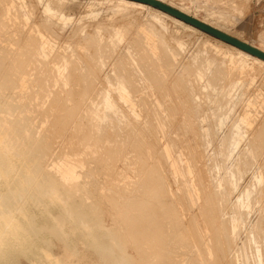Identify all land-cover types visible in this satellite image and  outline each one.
Wrapping results in <instances>:
<instances>
[{
	"label": "rangeland",
	"instance_id": "1",
	"mask_svg": "<svg viewBox=\"0 0 264 264\" xmlns=\"http://www.w3.org/2000/svg\"><path fill=\"white\" fill-rule=\"evenodd\" d=\"M35 1V3H34ZM17 0L18 3H16V1L14 0H3L1 2L0 0V9L1 7L2 8H5L6 6H11L12 5V8H13V12L11 13V15H5L3 13L0 12V19H2V22L0 23V31L2 33H0V39L4 41L5 37L8 36L10 37L9 40H8V37L7 39H5L6 41H4V43H6L7 46H5L4 49H0V53L3 55L2 57V61H0V64L1 65V68H0V81L1 83H5L3 86L0 84V144L5 148V150L7 151L8 155H9V162L11 163L13 169L15 170V173H12L11 175H3L1 178H0V183L3 185V190L6 191V189L10 188L12 183V181L14 182L15 181V178L18 174V171L22 170L23 173H25L26 175H20L19 176V179H17L16 181V188L15 186L12 187V191L13 193H15L18 189V186H21V187H27V190L25 192L22 193V197L21 199L14 205L13 209L10 208V211L6 212L5 214L7 216H10L12 218L11 222L13 225H18V223H20L21 219H28L26 221V223L28 224L30 221L29 219V216L32 214V216H37L33 219L32 221V224H35L39 227H41V222H42V225H45V226H42V230L40 229L39 232L41 233L38 234L35 238L32 237V240H35L36 243L38 244L37 248L36 249H32L30 251L32 252H27V253H19L21 255L18 254V256L16 257V259L14 260L16 262V264H57L58 262H61L60 260L67 262V264H74L75 262L77 264H98V262L96 263L97 260H99V256L98 254L96 253L99 249V245H101L102 243L104 244L105 241L109 243H106V245L110 244L111 246H113L112 248L114 249V251L118 254V257L121 258L122 257V253L120 252L119 250V247H117L118 245L115 244L116 242V237L114 236L115 232L110 231L111 228L113 227L114 228V231H116V228L119 226L120 228H122L124 225H123V222L119 219H117V215L119 214V209L118 207L116 208V210H114L115 208H112L110 209V204H108V200L106 198L105 195H114L113 194V190L110 186L114 187L113 185L115 184H118V186L120 188H123L125 189V196L127 197V193H128V196L130 194H132V187H134V189L138 190L137 188L139 187L138 184H135L134 180L136 179H139V177L141 175H143L144 171L142 172L141 171V168L139 166V163L137 164L138 162V146H142L144 147V151L146 152V157L144 158L147 163L151 164L153 162H157V164L160 165L161 167V173L163 174V179L165 181V183H167L166 187H167V192L168 195L170 196L171 199H173L174 202V206H176V210L178 211L177 213L181 214V215H178L180 216L182 219H180V221H182L181 223L178 222V227L180 228H177V229H180V230H184L186 231L187 233V240H191V241H188V244L187 245H183V247L181 246V251L178 252L177 254L174 255V257L176 258L175 260L179 263V264H194V263H199L198 264H201L200 262L202 261V263L204 264H256L258 262V264H264V260L261 259L263 258L264 256H261V258L259 259L257 256L254 257V255L256 254H252L253 252H250V251H254V250H250L249 248H251L249 245L251 243L247 242L246 240L247 239H250L247 237L246 233L249 234V237H250V233H249V230L251 231L250 228L253 227V225L256 224L258 218H259V222L260 224L262 225V227L264 228V193H263V189H264V140L262 139V137H260L261 134H259L258 132L260 131V129L262 128L261 127V124L263 123L264 124V66H261V67H258V63H254L251 59L249 58H244L242 56H240V54L238 53V51L233 48L230 44H227L226 42L202 31V30H199L198 28L196 29V27H188L186 26V22L184 21H181V19H178L172 15H168V14H165V12H161L160 11H163V10H160L159 8H156L154 6H152V8H140L138 6H134V5H130V6H125V4H121V5H118L117 7L115 5H113L112 3H108L107 0ZM132 1H137V0H132ZM164 1V3L166 2V4L174 7V8H177V9H180V10H184V12H187V13H191V14H194L196 16H198L200 19L210 23V24H218L220 26H223L226 27H229L228 30L233 34L235 35H239L241 36L242 38L246 39L248 42H251L252 44L256 45V46H261L264 48V0H162ZM169 1V3H168ZM5 2V3H3ZM40 2V4L38 3ZM62 2V3H61ZM137 2H141V1H137ZM26 6V8L24 7V5ZM10 4V5H9ZM16 4V5H15ZM19 4V5H18ZM62 4V6H61ZM64 4V6H63ZM124 5V6H123ZM38 6V7H37ZM61 6V7H60ZM68 6V7H67ZM133 6V7H132ZM52 7V8H50ZM63 7V8H62ZM127 7V8H126ZM139 9H138V8ZM17 8H21V10H17ZM38 8V9H37ZM62 8V9H60ZM110 8V9H109ZM15 9V11H14ZM147 9V10H146ZM156 9V10H155ZM24 10V11H23ZM150 10V11H149ZM17 11V12H16ZM20 11V12H19ZM39 11V12H38ZM159 11V13H158ZM27 12V13H26ZM36 12V13H35ZM19 13V14H18ZM51 13V15L49 14ZM20 16H18V15ZM22 14V16H21ZM56 14V15H54ZM63 16H62V15ZM128 17H127V15ZM137 14V15H136ZM160 14V15H159ZM163 14V15H162ZM30 15V16H29ZM53 15V16H52ZM120 15V16H119ZM122 15L126 16V18ZM168 15V16H167ZM6 16V17H5ZM12 16V17H10ZM130 16L131 19L129 18ZM170 16V17H169ZM172 16V17H171ZM10 17V19H9ZM61 17V18H60ZM16 20V21H13V19ZM120 21V19H122ZM137 18V19H136ZM158 18V19H156ZM38 21H37V20ZM62 19V20H61ZM125 19L127 21H125ZM131 20V23L133 21V25L137 26L136 27V30H135V26H133L131 23H130V20ZM134 19V20H133ZM179 21H178V20ZM9 20V21H8ZM20 20V21H19ZM24 22H23V21ZM36 20V21H35ZM42 20V21H41ZM60 20V21H59ZM129 20V22H128ZM138 20V21H137ZM144 20V21H143ZM156 22H154V21ZM158 20V21H157ZM7 23L11 25H8L7 23L5 24L4 23ZM59 21V22H58ZM124 21V22H123ZM135 21V22H134ZM141 21V22H140ZM10 22V23H9ZM14 22V23H13ZM18 22V23H16ZM20 22V23H19ZM22 22V23H21ZM35 22V23H34ZM53 22V23H52ZM138 22V23H137ZM140 22V23H139ZM145 22V23H144ZM178 22V23H177ZM181 22V23H180ZM3 23V24H2ZM13 23V24H12ZM28 23V24H27ZM38 23V24H37ZM40 23V24H39ZM45 23V24H44ZM47 23V24H46ZM122 23V24H121ZM128 23V24H127ZM130 23V24H129ZM147 23V24H146ZM20 24V25H19ZM22 24L24 26H22ZM26 24V25H25ZM44 24V25H42ZM49 24V25H48ZM121 24V25H120ZM137 24V25H136ZM155 24H157L156 26H154ZM181 24V25H180ZM185 26H184V25ZM3 27H2V26ZM6 25V26H5ZM18 25V26H17ZM32 25V26H31ZM35 25H39V26H36ZM48 25V26H46ZM116 25V27H115ZM119 25V26H118ZM125 25V26H124ZM151 25V26H149ZM153 25V26H152ZM10 26V27H9ZM18 27V30L17 28ZM21 26V27H20ZM41 26V28H40ZM45 26V28H43ZM133 26V27H131ZM146 26V27H145ZM148 26V28H147ZM158 26V27H157ZM9 27V31L10 32H14V33H9L8 28ZM14 27V29H13ZM35 27V28H33ZM39 27V28H38ZM49 27H51L52 29H50ZM118 27V28H117ZM156 27L158 28V30L156 29ZM6 30V32H4L3 30ZM5 28V29H4ZM22 30H21V29ZM50 30H48V29ZM125 28V29H124ZM129 28V29H128ZM133 28V29H132ZM150 28V29H149ZM189 28V29H188ZM193 28V29H192ZM20 29V31H19ZM26 29V30H24ZM43 29H45L43 31ZM117 29V30H116ZM122 29V30H121ZM131 29L133 30V32H131ZM154 29V30H153ZM187 29V30H186ZM232 29V30H231ZM17 30V31H16ZM33 30V31H32ZM34 30L38 31V32H35ZM42 30V32H41ZM112 30V31H111ZM152 32H157V33H152ZM3 31V32H2ZM16 31V32H15ZM27 31V32H25ZM51 31V32H50ZM122 31V32H120ZM124 31H125V34H124ZM127 31V32H126ZM139 31V32H138ZM19 32V33H18ZM41 32V33H40ZM130 32V33H129ZM137 32V33H136ZM203 32V33H202ZM4 33V34H3ZM7 33V34H6ZM21 33H24V34H21ZM27 35H26V34ZM39 33V34H38ZM140 33V34H139ZM238 33V34H237ZM11 34H13L11 36ZM17 34V35H16ZM20 34V35H19ZM36 35L35 38L37 40V44L35 49L31 50L28 52V55H29V58L28 56L25 55V44H24V40L26 38H29L30 35L34 37V35ZM38 34V35H37ZM132 34V36H131ZM136 34V35H135ZM138 34V35H137ZM141 34H144L145 37L142 39L143 40V43H142V47L146 48L147 47V50L142 47L138 48L139 46L134 43L135 40H138V36L141 38ZM162 36V38H160L158 35ZM5 35V36H4ZM26 37L24 39V37ZM48 35V36H47ZM91 37H90V36ZM128 35V36H127ZM93 36V38H92ZM96 36L97 39L95 38ZM134 36V37H133ZM157 36V38H156ZM15 37V38H14ZM40 37V38H39ZM49 37V38H48ZM88 37V38H87ZM132 37H133V42H131L132 40ZM197 37V38H196ZM21 38V39H19ZM48 38V39H47ZM52 38V39H51ZM89 38H91V43L89 42L90 40H88ZM122 38V39H121ZM124 38V39H123ZM203 38V39H202ZM19 39V42L18 41H15ZM23 39V40H22ZM46 39V40H45ZM49 39H51L49 41ZM88 40V42L86 40ZM95 39V41H94ZM116 39V42H113L115 41ZM161 39H163L164 43H161ZM217 39V40H216ZM11 40V41H10ZM23 42H22V41ZM39 40V41H38ZM97 40V41H96ZM127 43H126V41ZM129 40H130V43H129ZM159 40V41H158ZM161 40V41H160ZM53 41V42H52ZM125 41V42H124ZM162 41V42H163ZM176 41V42H175ZM76 42V43H75ZM79 42V43H78ZM83 42V43H82ZM88 44H86V43ZM96 42V43H95ZM167 42V43H166ZM175 42V43H174ZM15 43V44H13ZM42 43V44H41ZM50 45H49V44ZM78 43V44H77ZM90 44H96V46L94 45H89ZM132 43H134L132 45ZM161 43V45H159ZM62 44V46H60ZM75 44V46H74ZM81 44H86L85 46ZM103 46H102V45ZM106 44V45H105ZM130 44V45H128ZM163 44V45H162ZM174 45L175 46H170V45ZM177 44V45H176ZM24 45V47H23ZM64 45V47H63ZM113 47H112V46ZM145 45V46H144ZM166 45L169 47H166ZM20 46V47H19ZM50 46V47H49ZM60 46V47H59ZM102 46V47H100ZM110 46V47H109ZM133 46V47H131ZM138 46V47H137ZM165 46L166 49H168V51L171 53V56L173 57V59L175 61H180L181 59V62H185L186 60L189 61H192L194 62L195 61V57L196 56H200L199 57H204L205 59V64L207 66V70L204 73H202L198 79H195L194 74H191L190 77L187 79L185 77V83L183 82V79L182 78H179L177 77V75H173V71H171L172 68H170L168 66V63H165V57L162 55L160 56V53H162L161 51V47ZM213 46V48H212ZM12 47V48H11ZM43 47V48H42ZM54 47V48H53ZM56 47V48H55ZM58 50H54V49H57ZM63 47V48H62ZM74 47V48H73ZM77 49H76V48ZM85 47V48H84ZM89 47V48H88ZM98 49H97V48ZM106 47V48H105ZM111 49H109V48ZM160 47V48H159ZM173 49H171V48ZM176 47V49H175ZM177 47H178V50L179 52L177 51ZM9 48H10V51H9ZM39 48V49H38ZM46 48V50H45ZM51 48V49H50ZM73 49V52H72V49ZM88 48V51H85L87 50ZM92 48V49H90ZM100 48V49H99ZM105 48V49H104ZM138 48V49H136ZM158 48V49H157ZM212 48V49H211ZM219 48V49H218ZM229 48V49H228ZM5 49L7 50L5 55L3 52L5 51ZM66 51H65V50ZM78 52V55L74 52L75 50ZM97 51H96V50ZM103 49V50H101ZM107 49V50H106ZM110 51H109V50ZM117 49V50H116ZM143 50V54H142V50ZM3 50V52H2ZM23 51L24 53H21L20 52ZM35 50V51H34ZM52 50H54L55 52H53ZM82 53H81V51ZM94 50V51H93ZM102 52H101V51ZM113 50V51H112ZM138 50V51H137ZM140 50V51H139ZM147 52H151V54L154 56V57H159L158 58V68H157V72L158 74L162 75V77L165 78V80H162L160 85H157V88H156V82L154 84V81L151 82L150 79H152L149 75V73L147 72V70L149 69L148 65L146 64V62H144V57H145V54L144 52L145 51ZM218 50V51H217ZM13 51V53H12ZM16 51V52H15ZM34 51V53H33ZM41 51V52H39ZM48 51V52H47ZM62 51V54L59 53ZM86 53H85V52ZM93 51V52H92ZM112 51V52H111ZM137 51V52H136ZM176 51V52H175ZM227 51V52H226ZM230 51V52H229ZM20 52V53H19ZM51 52V54H50ZM53 52V53H52ZM65 52V53H64ZM72 52V53H71ZM97 52V53H96ZM114 52V53H113ZM119 52V53H118ZM127 54H126V53ZM139 52V53H138ZM181 52V53H180ZM234 52V53H233ZM15 53V54H14ZM17 53V55H16ZM50 55H49V54ZM54 53H59V54H54ZM88 53H89V56H88ZM92 53V54H90ZM93 53H96L93 54ZM103 53V54H101ZM136 53L138 54L136 56ZM146 53V52H145ZM178 53V54H177ZM180 53V54H179ZM211 53V54H210ZM225 53V54H224ZM232 53L234 55H232ZM23 56H22V55ZM47 54V55H46ZM54 54V55H53ZM68 56H67V55ZM75 54V55H73ZM81 54V55H80ZM87 54V55H86ZM122 54V55H120ZM124 54V55H123ZM130 54V55H129ZM142 54V56H141ZM159 54V55H157ZM215 54V56H213ZM221 54V55H220ZM11 55V56H10ZM16 58H15V56ZM49 55V57H47ZM92 55V56H91ZM94 55V56H93ZM127 55V56H126ZM179 55V56H178ZM210 55V56H208ZM32 56V57H31ZM38 58H36V57ZM55 56V57H53ZM58 56V58H57ZM67 56V57H66ZM78 56V57H77ZM85 56H88V58H86ZM129 56V57H128ZM139 56V57H138ZM144 56V57H143ZM183 56V57H181ZM194 58H193V57ZM208 56V57H207ZM213 56V57H212ZM217 56V57H216ZM15 58V61L14 59L12 58ZM22 57V58H21ZM25 57V58H24ZM44 57L46 58V62L44 61ZM51 57V58H50ZM62 57V60H64L65 63H62L63 61H61V58ZM84 57V58H82ZM90 57V58H89ZM92 57H94L92 59ZM97 57L99 60H97ZM100 57V58H99ZM121 57H122V60L124 61H121ZM136 57V58H135ZM162 57V58H160ZM190 57V58H189ZM237 57V58H236ZM8 58L10 59V62L8 60ZM19 58V59H17ZM24 58V59H23ZM28 58V60H26ZM33 58L35 60H33ZM40 58V59H39ZM68 58V59H66ZM82 58V59H81ZM87 60H86V59ZM103 58V59H102ZM105 58V59H104ZM126 62H125V60ZM138 58L139 61H138ZM181 58V59H180ZM189 58V59H188ZM212 58V59H211ZM22 62L19 63L18 61V65L16 63L17 60H22ZM52 59V60H51ZM66 59V60H65ZM72 59V60H70ZM74 59V60H73ZM100 59L102 60V62L100 61ZM136 59V61H135ZM144 61H143V60ZM162 59V60H161ZM164 59V60H163ZM186 59V60H184ZM192 59V60H191ZM220 59H222V62H225V67L227 68V72L226 73V77L222 78V81L223 82V85L219 84L221 82H219V86L218 87L217 85H215L216 87H218V92L215 93V88L216 87H213V89H211V86L208 87L207 85V82H208V77H209V73L211 71V69H213L214 67H216V64L217 65H223L224 63L222 62H219L221 61ZM4 60V62H3ZM41 60V61H40ZM54 63H51V61ZM70 60V61H69ZM76 60V61H75ZM105 60V62H104ZM112 60H117L118 63L122 64L121 67H120V64H116L117 66H115V62L112 61ZM141 60V61H140ZM160 60V61H159ZM218 60V61H217ZM224 60V61H223ZM228 60V62H227ZM26 61V62H24ZM27 61H29L27 63ZM38 61V62H37ZM44 64H43V62ZM60 61V63H58ZM74 61V62H73ZM91 62L92 64L88 63ZM96 63H95V62ZM131 61V62H129ZM135 61V62H134ZM162 61V62H161ZM186 61V62H187ZM213 61V62H212ZM31 62H32V65L31 66ZM71 62V63H70ZM76 62L78 64H76ZM84 62V63H83ZM86 62V63H85ZM94 62V63H93ZM113 62V63H112ZM122 62V63H121ZM133 62V63H132ZM136 62H142V64H138L137 65H142L140 68L136 65ZM230 62V64H229ZM233 64H232V63ZM10 63V64H9ZM15 65H14V64ZM23 63V64H22ZM25 63V67L23 66ZM36 63V64H35ZM51 63V66L48 65ZM58 63V64H57ZM104 64L103 66L101 64ZM128 63H131V64H126ZM165 63V64H164ZM253 63V64H252ZM13 64V68L11 67ZM22 65V71L20 70V68H18L19 65ZM42 64V65H41ZM75 64V65H74ZM86 64V65H85ZM96 64V66L99 68L97 69L96 66L94 65ZM100 64V65H99ZM125 64V65H124ZM146 64V65H145ZM229 64V65H228ZM21 65L19 67H21ZM41 65V66H40ZM59 65V67H58ZM63 65V66H61ZM67 65V66H66ZM80 65V66H79ZM92 65V66H91ZM113 65H114V68H113ZM145 65V66H144ZM164 65V67L162 66ZM233 65V67L231 66ZM254 67H253V66ZM256 65V66H255ZM5 66V68H4ZM37 68H36V67ZM56 66V67H55ZM76 66V67H75ZM88 68H86V67ZM91 66V67H90ZM100 66V67H99ZM102 66V67H101ZM128 66V67H126ZM163 68H162V67ZM231 66V67H230ZM260 66V65H259ZM29 67V68H27ZM31 67H34V68H31ZM62 67V68H61ZM65 67H67V69H65ZM69 67V68H68ZM72 67V68H70ZM81 67V68H79ZM117 67L121 68V69H117ZM125 67V68H124ZM131 67V69L129 68ZM136 67V68H135ZM145 67V70H143ZM251 67V68H250ZM10 68V69H9ZM36 68V69H35ZM40 68V69H39ZM85 68V69H84ZM96 68V69H95ZM140 70H139V69ZM147 68V69H146ZM168 68V69H167ZM225 68V69H226ZM233 68H237V70H239L241 72V74L236 77H232L231 79L229 78L230 77V70L233 69ZM252 68H255L252 69ZM4 69V70H3ZM15 69V70H14ZM17 69V71H16ZM37 69H38V72H37ZM56 69V70H55ZM77 69V70H76ZM80 69V70H79ZM82 69V70H81ZM89 69V70H88ZM91 69V70H90ZM95 69V70H94ZM101 69V71H99ZM114 69V70H113ZM128 69V70H127ZM160 69V70H159ZM252 69V70H251ZM10 70H11V74L13 75H10ZM27 70V71H26ZM36 70V71H35ZM51 70V71H49ZM59 70V73H57ZM73 70V71H72ZM87 70V71H86ZM94 70V71H93ZM119 70V72L117 71ZM125 70V71H124ZM127 70V71H126ZM166 70V72H165ZM168 70H170V72H168ZM248 70H250L248 72ZM256 71L255 72H253ZM262 70V71H260ZM7 71V72H6ZM25 71V72H24ZM49 71V72H47ZM53 71V72H52ZM56 71V72H55ZM70 74H67L69 73ZM93 71V72H92ZM97 71V72H96ZM115 71V72H114ZM117 71V72H116ZM121 71H122V74H121ZM129 71H131V73L129 74ZM133 71V73H132ZM141 71V72H140ZM143 71L145 72V74L143 75ZM28 72V74H27ZM45 72V73H44ZM72 72V73H71ZM77 74H76V73ZM81 72V73H79ZM87 72L89 74H87ZM95 72V73H94ZM99 72H102L101 74H99ZM127 72V75L126 73ZM147 72V73H146ZM259 72L260 75H258L257 73ZM26 73V74H25ZM33 73V74H32ZM39 74V75H34V74ZM47 73V75H46ZM52 73V74H51ZM58 77V80H60L57 82V78H56V75ZM75 73V74H74ZM79 73V75H78ZM84 73V74H83ZM249 73V74H248ZM252 73H254L255 75H251ZM7 75V77L5 75ZM16 76H15V75ZM94 74V75H93ZM112 74V75H111ZM118 76H117V75ZM129 74V75H128ZM169 74V76H168ZM4 75V76H3ZM30 75V76H29ZM50 75V76H49ZM54 77H53V76ZM70 76V80L71 83L68 79V77ZM77 78H76V76ZM85 75V76H84ZM89 75V76H88ZM92 75V76H91ZM97 75L96 77H93ZM109 75V77H108ZM111 75V76H110ZM121 75H124V79L122 78ZM126 75V76H125ZM136 75V76H135ZM141 75V76H140ZM205 77H204V76ZM66 76V77H65ZM105 76V77H104ZM121 76V77H120ZM129 76V77H128ZM150 77V78H146V77ZM168 76V77H167ZM173 76V77H172ZM175 76L176 79H173ZM228 76V78H227ZM241 76H243V78H241ZM253 76V77H252ZM40 77V79H39ZM52 77V79H51ZM68 80V82L66 81V79ZM81 77V78H80ZM85 77V78H84ZM100 77V79H98ZM104 79H103V78ZM107 77V79H106ZM111 77V78H110ZM116 77V78H115ZM167 77V78H166ZM172 77V78H171ZM256 77V78H255ZM6 78V81H3V79ZM80 78V80H79ZM91 78V79H89ZM94 78V79H93ZM97 78V79H95ZM114 82H117V83H113V80ZM120 78V79H119ZM126 78H129V79H126ZM135 78V79H134ZM163 78V79H164ZM194 80H193V79ZM228 80H227V79ZM235 78V79H234ZM252 78V80H250ZM257 78L258 81L257 82ZM49 79V81H48ZM73 79V80H72ZM78 79V80H77ZM103 79V80H102ZM119 79V80H118ZM140 79V80H139ZM226 79V81H224ZM233 79V80H232ZM10 80V81H9ZM14 80V81H12ZM33 80V81H32ZM83 83H82V81ZM87 80V81H85ZM92 80V81H91ZM95 80V81H93ZM100 82H99V81ZM111 80V81H110ZM127 80V81H125ZM131 80L134 81V83H138L136 84H133L131 82ZM140 82H139V81ZM170 80L172 81L171 83H173V81H175V83L172 85L170 83ZM189 83H187L186 82ZM190 80L194 81L197 80V82L199 81L200 82V87H198V83L196 84H193L192 81L191 84L190 83ZM207 80V82H206ZM262 80V81H261ZM7 81H9L7 83ZM27 81V82H26ZM42 81L44 82L43 84H46V85H42ZM52 81V84H53V88H52V84L50 83ZM65 83H64V82ZM81 81V82H80ZM107 83H106V82ZM110 81V83H109ZM121 81V82H119ZM124 81V82H123ZM166 82L165 85H167V87L169 86V89L164 86V83ZM169 81V84H167V82ZM183 83H182V82ZM229 83H228V82ZM249 81V82H248ZM41 82V83H40ZM79 82V83H78ZM131 84H130V83ZM176 82H177V85L176 86ZM181 82V83H180ZM206 84H205V83ZM226 82V83H224ZM263 82V83H262ZM15 83V85H14ZM40 83V84H39ZM60 83V84H58ZM95 86H93V84ZM96 83V84H95ZM102 83V84H101ZM107 85H106V84ZM127 83L125 86L124 84ZM152 83V84H151ZM163 83V84H162ZM187 83V84H186ZM249 83V84H248ZM251 83V84H250ZM259 83H262L263 86ZM8 84V85H6ZM11 84V85H10ZM58 84V85H57ZM62 84V85H61ZM75 84V85H74ZM83 84H87V85H83ZM91 84V85H89ZM115 84V85H114ZM122 84H123V87H122ZM129 84L131 86H129ZM159 84V83H158ZM193 86V88L190 86ZM227 84V85H225ZM41 85V86H40ZM47 85L49 87H47ZM55 85V86H54ZM97 85V86H96ZM100 85V86H99ZM129 88H128V86ZM134 85V86H133ZM139 85V86H137ZM141 85V86H140ZM171 85V87H170ZM174 85H175V88H174ZM180 85V86H179ZM182 85V86H181ZM184 85V86H183ZM196 85V86H195ZM8 88H7V87ZM17 86V87H16ZM36 86V87H35ZM44 86V87H43ZM58 86H60V88H58ZM77 86H81L80 88L77 87ZM87 86V87H86ZM102 86V87H101ZM105 86V87H103ZM108 86V87H107ZM120 86V88H119ZM133 86V89H131L130 87ZM147 86V87H146ZM161 88H159V87ZM163 86V87H162ZM173 86V87H172ZM188 86V87H187ZM224 86V88L222 87ZM45 88L44 90L42 88ZM88 87H93V88H88ZM96 87V88H95ZM99 87V88H98ZM119 89H118V88ZM140 91H139V89ZM152 87V88H151ZM183 87H185V91L183 90ZM192 89H191V88ZM196 87H198V95H197V91L196 89H194ZM228 87V88H227ZM254 87V89H253ZM256 87V89H255ZM52 88V89H51ZM79 88V89H78ZM97 89H100L97 90L99 91V93L97 92V94L95 93ZM101 88H104L103 90ZM123 88V89H122ZM127 90H126V89ZM155 88V90H154ZM166 88V89H165ZM174 88V89H172ZM180 88V89H179ZM182 88V89H181ZM190 90H188V89ZM219 88H221L225 94V96H223V99L227 101H221L219 99H217L215 96L216 94H221L219 92H221L222 90H219ZM262 88V89H261ZM39 89V90H38ZM59 89V90H57ZM63 89V90H62ZM65 89V90H64ZM70 89V90H69ZM74 91V95L72 97L71 100L67 101V105L68 107L72 108L74 107L77 103H80V106L81 108H78V109H74L76 110L75 111V114H76V117L75 115H73V117L71 118V122H70V126L68 127H65L64 129H60V126L58 125H51L52 123V119L55 115H58L57 113H59V111H56V110H59L61 108V105L62 103L64 102L65 100V96L66 93L68 91ZM82 89V91H81ZM88 89H89V92H88ZM134 89H137L135 90V94H133L132 92H134ZM157 89L158 92H157ZM161 89V90H160ZM183 90V91H175V90ZM194 89V90H193ZM245 89V91L243 90ZM253 89V90H251ZM35 90V91H34ZM37 90V91H36ZM78 90V92H76ZM94 90V91H93ZM105 90V93H103ZM107 90V91H106ZM119 90V91H118ZM130 90V91H129ZM133 90V91H132ZM148 90V91H147ZM169 90L170 93L167 91ZM174 90V91H173ZM201 92H200V91ZM243 90V91H242ZM57 91V92H55ZM60 91V93H59ZM84 91V93H83ZM92 91V92H91ZM119 92L118 94L116 93ZM122 91V92H121ZM138 91V92H137ZM161 91V92H160ZM165 91V92H163ZM167 91V92H166ZM191 93H190V92ZM207 91V92H206ZM248 91V92H247ZM255 93H254V92ZM81 92V94H80ZM87 92V93H86ZM93 93L95 95V98L96 96L98 97L97 99L94 100V95L91 97L90 94ZM112 92H113V95H112ZM115 92V93H114ZM161 93L160 95H158L157 93ZM173 92V93H172ZM175 92V93H174ZM182 92V93H181ZM184 92V93H183ZM189 92V93H187ZM195 92V93H194ZM213 94H211V93ZM34 93V95H33ZM43 93L44 96H42L41 94ZM50 93V94H49ZM79 93V96L78 94ZM86 93V94H85ZM90 93V94H89ZM103 93V94H102ZM173 96L175 97L177 95H179V98L175 97L176 98V102H175V98L172 97V94ZM194 93V95H193ZM207 95V98L205 99L206 95ZM223 93V92H222ZM224 93L222 95H224ZM246 93V94H244ZM248 93V94H247ZM252 95H251V94ZM18 94V95H17ZM39 94V95H38ZM60 94V96L57 95ZM62 94V95H61ZM68 94V93H67ZM87 94H89L87 96ZM119 96H117V95ZM157 94V95H156ZM163 94L165 96H163ZM167 94V96H166ZM171 94V95H170ZM189 94V95H188ZM191 94V96H190ZM256 94V95H255ZM101 95L103 96L102 98H104V100H102L100 97ZM111 98H110V96ZM132 95V96H130ZM135 95V96H134ZM184 95V96H182ZM186 95V97H185ZM190 96V98L188 96ZM192 95L193 97L195 98V101L192 100ZM197 95V97H196ZM202 95V96H200ZM213 95V97L211 96ZM245 95H248V96H245ZM22 96V97H21ZM41 96V97H40ZM57 96V98H56ZM77 97V99H79L77 101L76 98L74 97ZM82 96V97H81ZM85 96V98L83 97ZM86 96L88 98H86ZM105 96H106V99H105ZM113 96V97H112ZM121 96V98H120ZM144 96V97H142ZM159 96V97H158ZM163 96V97H162ZM245 96V97H243ZM32 99H31V98ZM116 97V98H115ZM121 100H119V98ZM142 97V100H140V98ZM183 97H184V100L183 101ZM189 99H188V98ZM200 97H202L201 99H199ZM30 98V99H29ZM82 98V99H81ZM146 98V100H145ZM148 98V99H147ZM162 98V100H161ZM164 98V99H163ZM169 98V99H168ZM174 100H173V99ZM193 98V99H194ZM56 99V100H54ZM76 99V100H74ZM87 99V100H86ZM91 101H89V100ZM94 103L93 102V100ZM114 99V100H113ZM116 99V100H115ZM118 99V100H117ZM123 99V100H122ZM151 99H154V100H151ZM188 99V100H187ZM191 99V100H190ZM198 99V100H197ZM204 99V100H203ZM244 101H243V100ZM247 99V100H246ZM59 100V101H58ZM63 100V102H61ZM81 100V102H80ZM132 100V101H131ZM137 100V101H135ZM172 100V102H171ZM180 100V102L178 101ZM197 100V101H196ZM217 100V101H216ZM246 100V101H245ZM40 101V102H39ZM46 101V102H45ZM53 101V102H52ZM74 101V102H73ZM113 101V102H112ZM125 101V102H124ZM148 101V102H146ZM189 103H188V102ZM195 104H192L194 103ZM221 101V102H219ZM51 104H50V103ZM54 102H56V106L54 105ZM77 102V103H76ZM101 102H103L104 104H102ZM106 102V103H105ZM112 102V103H111ZM138 102V103H136ZM142 102V103H140ZM144 102V103H143ZM161 102V103H160ZM171 102V103H170ZM180 105H182V111L180 110V107H179V103ZM186 104H185V103ZM198 102V103H196ZM207 102V103H206ZM212 102V103H210ZM214 102V103H213ZM224 102V103H223ZM245 102V103H244ZM252 102V103H251ZM61 103V104H60ZM75 103V104H74ZM82 103V104H81ZM94 103V104H93ZM170 103V105L168 104ZM177 103V105L175 104ZM183 103V104H182ZM188 103L189 104H192V105H189V106H186ZM203 103V104H200ZM210 103V104H208ZM220 105H218V104ZM83 104H86V105H83ZM89 104V105H88ZM120 104V106H119ZM123 104L125 106H123ZM127 104V106H126ZM137 104V105H136ZM140 104H143V105H139ZM169 105L168 107L165 105ZM171 104H173L171 106ZM185 104V106H184ZM196 104H199L200 106L196 105ZM214 104V106H213ZM217 106H216V105ZM224 104V106H223ZM49 105V106H48ZM73 105V106H71ZM104 105V106H103ZM110 105V106H109ZM114 105V106H113ZM151 105V107H150ZM175 105V106H174ZM222 105V106H221ZM236 105V106H235ZM263 105V106H262ZM50 108H48V107ZM54 106V107H53ZM90 106H92L90 108ZM95 106V108H94ZM99 108H98V107ZM138 106V107H137ZM146 106V107H145ZM163 106V107H162ZM171 106V107H170ZM184 106V107H183ZM198 106V107H197ZM205 106V107H204ZM209 106V107H208ZM219 106V107H218ZM227 106V107H226ZM247 108H250L248 110H245ZM262 106V108H261ZM57 107V108H56ZM60 107V108H59ZM85 107V108H84ZM114 107V108H113ZM117 107V108H116ZM144 107V108H143ZM149 107V109H148ZM153 107V109H151ZM179 107V108H178ZM185 107H189V108H185ZM194 107V109H193ZM196 107V108H195ZM221 107V108H220ZM46 110L47 112H45L44 110ZM88 108V109H87ZM98 108V110H97ZM111 108V109H110ZM121 108V109H120ZM143 108V109H142ZM147 111H146V109ZM168 108V109H167ZM183 108H185V111ZM191 108V110H190ZM198 108V109H197ZM199 108H202V109H199ZM203 108H206V109H203ZM209 108V109H208ZM52 109V110H51ZM86 109H87V112H86ZM94 109V110H93ZM100 109V110H99ZM115 109V110H114ZM126 109H127V113L130 115L129 116L128 114H126ZM144 110V112L142 110ZM177 109L180 111L177 112ZM225 109V112L224 114L222 113ZM242 109V110H241ZM259 109V112H257ZM50 110V111H49ZM77 110H79L78 112H81V113H78ZM82 110V111H81ZM89 110V111H88ZM93 110V111H92ZM97 110V111H96ZM120 110H121V113H120ZM123 110H125L123 112ZM129 110V111H128ZM141 110V111H140ZM150 110V111H149ZM153 110V111H151ZM156 110V111H155ZM159 110V111H158ZM189 110V111H188ZM199 110L198 112L195 111ZM221 110V112L219 111ZM44 111V112H43ZM101 111V113L98 114V112ZM119 111V112H117ZM149 111V112H148ZM161 111V112H160ZM168 111V112H166ZM194 111V112H193ZM211 111V113H210ZM216 111V112H214ZM262 111V112H261ZM64 111H61V113L63 114ZM90 112V113H89ZM93 112V113H92ZM115 112V113H114ZM158 112L160 115H158ZM171 112H172V116H171ZM187 112V113H186ZM201 112V113H199ZM213 112V113H212ZM234 112V113H233ZM44 113V114H43ZM56 113V114H55ZM65 113V112H64ZM84 114H90L92 115L93 117H96L97 121L100 122L98 123V127H97V124H96V128H97V133L96 134H99V132H101V136H103L105 133L108 135V139L105 141L104 145L107 146V151H106V148H98L97 146H95L94 144H90L92 142H89L88 146H87V143L86 140L85 142L82 141L80 144L81 146L75 149H72V150H79L80 148V151H72L68 148V146H65L63 152H56V151H60V148L61 146H63L65 144V140L67 139L66 137H68L70 134V132L72 131L71 129H74V128H71V127H74L75 125V122H77L76 118H78L80 120V117L81 115ZM97 113V114H96ZM157 113V115L155 114ZM174 113V114H173ZM179 113V114H177ZM181 113V115H180ZM186 113V114H185ZM207 115H204L206 114ZM209 113H210V116H209ZM217 113H219L217 115ZM55 114V115H54ZM94 114V115H93ZM96 114V116H95ZM100 114H101V117H100ZM104 116H103V115ZM120 114H122V116H120ZM148 114V116H147ZM154 114V115H152ZM170 114V115H169ZM189 114V115H188ZM201 114V116H200ZM212 114V115H211ZM239 114V115H238ZM43 115V116H42ZM80 115V116H79ZM97 115H99V117L97 118ZM127 115V116H126ZM152 115V116H151ZM162 115V116H161ZM168 116L169 117H166V119L164 118V116ZM182 117H180V116ZM194 115V116H193ZM196 115H199V116H196ZM217 115V116H216ZM232 115V116H231ZM261 115V116H260ZM64 115H61L60 116V119L62 120L61 122H64L65 120V116L62 117ZM112 116V117H111ZM116 116V117H115ZM143 116V117H142ZM145 116H147L145 118ZM158 116V117H157ZM160 116V117H159ZM171 116V118H170ZM196 116V117H195ZM208 116V118H207ZM225 116V118H224ZM56 117V116H55ZM162 117V119H161ZM174 117V118H173ZM177 117V118H176ZM180 117V118H179ZM186 119V122L187 125L184 121V118ZM189 117V118H188ZM198 117V118H197ZM229 117V118H228ZM232 120H231V118ZM262 117V118H261ZM99 118H101L100 120H98ZM103 118V119H102ZM122 118L124 121H122ZM132 118V121L129 120ZM154 118V119H153ZM162 120V121H160ZM176 118V119H175ZM188 118V119H187ZM191 118L193 119L191 121ZM197 118V122H195ZM200 118V120H199ZM210 118V119H209ZM73 119V120H72ZM117 119V120H116ZM151 121H150V120ZM167 121H165V120ZM174 119V120H173ZM180 120V123L181 121H183V123L179 124V120ZM183 119V120H182ZM235 119V121H234ZM18 120V121H17ZM78 120V121H79ZM149 120V121H148ZM155 120V122L153 121ZM159 120V121H158ZM171 120V121H170ZM176 120V123H174ZM214 120H216L214 122ZM240 120V121H239ZM257 120H260L258 123ZM9 123H8V122ZM136 121V122H135ZM178 121V122H177ZM210 123H209V122ZM230 121V122H229ZM234 121V122H233ZM244 121V123H243ZM257 121V122H256ZM74 122V123H73ZM103 122V123H102ZM117 124H115V123ZM135 122V124H134ZM138 122L140 123V125H138ZM155 124V125H153ZM161 122V123H160ZM166 122V123H165ZM170 122V124H169ZM193 125H192V123ZM202 122V123H201ZM217 122V123H216ZM256 122V124H255ZM13 123H16V124H13ZM149 123V124H148ZM151 123V124H150ZM196 123V125H195ZM201 123V124H200ZM211 123H215V131H213V124L211 126H209ZM233 123V124H232ZM235 123V124H234ZM102 124V125H101ZM138 125L139 129H141L140 127H142L143 129L142 132H140L141 130H139L138 128H136L137 126L135 125ZM147 124V125H146ZM165 124V125H164ZM170 128L169 126L172 125ZM175 124V125H174ZM179 124V126L177 125ZM186 126H185V125ZM200 124V125H198ZM226 124V125H224ZM242 124V125H241ZM244 124V126H243ZM246 124V125H245ZM259 124V126L257 125ZM14 125V126H13ZM102 126V129L99 128ZM123 127V129L121 128V126ZM142 125V126H141ZM149 125V127L147 128V126ZM150 125H153V126H150ZM169 125V126H168ZM5 126V127H4ZM13 126V127H12ZM47 126H49L47 128ZM133 126V127H132ZM164 126H166L167 128H165ZM194 126V127H193ZM197 128H196V127ZM217 126V127H216ZM246 127L245 130L244 128H241V127ZM257 126H258V129H257ZM263 126V125H262ZM19 127V128H18ZM23 127V128H22ZM117 127H119L118 129H116ZM132 127V128H131ZM153 127V128H151ZM186 127V128H185ZM229 127L231 128V132H229ZM254 127V129H253ZM260 127V128H259ZM13 128V129H12ZM22 128V130H21ZM129 128V129H128ZM131 128V129H130ZM156 128V129H154ZM169 130H166L168 129ZM174 128V129H173ZM188 128V129H187ZM189 128H192V129H189ZM196 131H194L195 129ZM241 130H240V129ZM248 128V129H247ZM17 129V131H16ZM19 129V130H18ZM50 130V131H47ZM116 129V130H115ZM126 129H127V132H126ZM133 129H136V133H134L135 131ZM148 129H149V132H148ZM154 129V130H153ZM158 129V130H157ZM185 129V130H184ZM213 129V130H212ZM247 129V130H246ZM253 129V130H252ZM257 129V130H256ZM59 131V132H56V131ZM62 130V131H61ZM110 132V134H108L107 131ZM114 132H113V131ZM119 130V132H118ZM133 130V131H131ZM153 130V131H152ZM177 130V132H176ZM192 130V131H191ZM20 131V132H19ZM68 131V132H67ZM70 131V132H69ZM115 131L118 133H116L115 136H113V139L115 141V139H117L115 142H113L112 144V135L115 134ZM151 131V132H150ZM157 131V132H155ZM169 131V132H168ZM171 131V132H170ZM182 133H178V132H181ZM190 131V132H189ZM253 132L251 134V132ZM258 131V132H257ZM262 131V130H261ZM9 132V133H8ZM11 132V133H10ZM45 132V133H44ZM53 132V133H51ZM61 132V133H60ZM121 132V133H120ZM132 132L133 136L130 135V133ZM164 132V133H163ZM176 135H175V133ZM185 132V134H184ZM199 132V133H198ZM241 132V134H240ZM246 132H249V134H244ZM257 132V135L256 133ZM19 133V134H18ZM56 133H58L59 136L55 135ZM60 133V134H59ZM112 133V134H111ZM148 133V134H147ZM157 136H155V134ZM161 133V134H160ZM187 133V135H186ZM191 135H190V134ZM227 134V135H224V134ZM262 133V132H261ZM30 134V135H29ZM45 134V136H44ZM99 134V135H100ZM120 134V135H119ZM124 134V135H123ZM128 134V135H127ZM137 134L139 136H137ZM143 134V135H142ZM146 134V135H145ZM150 134H152L153 136L150 137ZM166 134V136H165ZM171 134V135H170ZM195 136H192L194 135ZM199 134V135H198ZM259 134V135H258ZM20 135V136H19ZM47 135V136H46ZM50 135V136H49ZM57 137H55V136ZM135 135V137H134ZM145 135V136H144ZM159 135V136H158ZM169 135V136H168ZM173 135V136H172ZM179 135L181 136L179 138ZM184 135V137H183ZM199 138H197L198 136ZM201 135V136H200ZM231 135V136H230ZM251 135V136H249ZM255 135V136H253ZM263 135V134H262ZM111 136V137H109ZM131 136V137H130ZM170 136H172L170 138ZM212 136V137H211ZM244 136V137H243ZM247 136V137H246ZM12 137V138H11ZM33 137V138H32ZM41 137V138H40ZM120 137V138H119ZM130 137V138H129ZM134 137V138H133ZM141 137V139H140ZM169 137V138H167ZM175 137V138H174ZM178 137V138H177ZM188 137V138H187ZM193 137V138H192ZM226 137V139L224 138ZM230 137V138H228ZM249 137V139H248ZM258 137V138H257ZM259 137L261 138V140L259 139ZM52 138V140H54V142L52 143V141H50V139ZM61 138V139H60ZM66 138V139H65ZM119 138V139H118ZM124 138L125 140V144H124ZM138 138V139H137ZM143 138V139H142ZM185 138V140H183ZM214 138V139H213ZM221 138V139H220ZM246 138V139H244ZM255 138H257V142H255ZM7 139V140H5ZM43 139L44 142H43ZM121 139V140H120ZM146 139V140H145ZM151 141H149V140ZM157 139V140H156ZM170 139V140H169ZM194 139V140H193ZM230 139V140H229ZM253 141L251 142L250 141ZM5 140V141H4ZM40 140L41 143L38 141ZM119 140V141H118ZM128 140L130 142H128ZM133 140V142H132ZM135 140V141H134ZM139 143H138V141ZM160 140V141H158ZM171 140H173L171 142ZM178 140V141H177ZM191 142H190V141ZM196 140V141H195ZM198 140V141H197ZM228 140V142H227ZM259 140H260V143L263 144L261 145L259 143ZM9 141V142H8ZM31 141V142H30ZM63 141V142H62ZM122 141V142H121ZM141 141V142H140ZM147 141V142H145ZM154 141V143L157 144V146H155V144L152 142ZM158 141V143H157ZM171 143H169V142ZM184 141V142H183ZM188 143H187V142ZM200 141V142H199ZM250 141V142H249ZM14 142V144L12 143ZM39 142V143H37ZM107 142V143H106ZM117 142V143H116ZM137 142V143H136ZM143 142V143H142ZM145 142V143H144ZM150 142V143H149ZM161 142V143H160ZM174 142V143H173ZM176 142V143H175ZM183 142V144H182ZM198 144H197V143ZM216 142V143H215ZM224 142V145L222 146L221 143L223 144ZM228 146H227V144ZM242 142V143H241ZM247 142L249 144H247ZM263 142V143H262ZM44 143V146H41V144ZM48 143L50 144V146L48 145ZM84 143H86L85 146H83L82 148V145H84ZM110 143L112 145H110ZM130 146H129V144ZM132 143V144H131ZM136 143V144H134ZM141 143V144H140ZM160 143L161 147L158 146ZM168 143V144H167ZM173 143V145H172ZM196 143V144H194ZM200 143V145H199ZM203 143V144H202ZM253 145L251 146L250 145ZM8 144V145H7ZM18 144V145H17ZM39 144V145H38ZM118 144V145H117ZM139 144V145H138ZM170 144V145H169ZM181 144V146L179 145ZM193 144V145H192ZM212 144V145H211ZM257 144V145H255ZM39 147H38V146ZM53 145V146H52ZM75 146L77 144H74ZM90 145V147H89ZM114 145V146H113ZM186 145V146H185ZM190 145L191 148H190ZM195 145V146H194ZM249 145V146H248ZM261 146V149H259ZM46 146V147H45ZM95 146V147H94ZM116 146L117 149H116ZM129 146V147H127ZM132 146V147H131ZM171 146H175L173 148H171ZM225 146V147H224ZM244 146V147H243ZM247 146V147H245ZM254 146V150H252L251 148ZM256 146V148H255ZM27 147V148H26ZM34 147V148H33ZM38 147V150L36 149ZM46 148V150L44 148ZM49 147L50 148V151L49 153H45V151L49 150ZM86 147V148H85ZM89 147V148H88ZM110 147V149H109ZM121 147V149H120ZM131 147V149H130ZM137 147V148H136ZM147 149H146V148ZM153 147V149H152ZM160 147V148H159ZM180 147V148H179ZM197 147V148H196ZM251 147V148H250ZM258 147V148H257ZM48 148V149H47ZM159 148V149H158ZM163 148V149H162ZM167 148V149H166ZM171 148V149H170ZM176 148V149H175ZM196 148V149H195ZM197 151V149H199ZM223 148V149H221ZM228 149L229 151H227L226 149ZM245 148V149H244ZM17 149V150H16ZM33 149V150H32ZM36 149V151H35ZM86 151H82V150H85ZM115 149V150H114ZM134 149V151H133ZM137 149V150H136ZM156 149V150H155ZM161 149V150H160ZM175 149V150H174ZM179 149V150H177ZM184 149V150H182ZM244 149V150H243ZM263 149V150H262ZM40 150V151H39ZM68 150H70V152H72V154H68ZM111 150V151H110ZM119 150V151H118ZM154 150H155V153H154ZM159 150V151H158ZM167 150V151H166ZM224 150V151H223ZM233 150V151H232ZM243 150V151H242ZM252 150V151H251ZM257 150V152H256ZM259 150V151H258ZM17 151V154L19 155H16ZM31 151H34V152H31ZM65 151V152H64ZM67 151V152H66ZM109 151V152H108ZM124 151H127L126 153ZM130 151V152H128ZM133 151V152H132ZM152 151V153H151ZM157 151V152H156ZM172 151V152H171ZM177 151V152H176ZM188 151V152H187ZM194 151V152H193ZM245 151V153H244ZM253 151H255L253 153ZM30 152L32 154H30ZM53 152V153H52ZM69 152V153H70ZM87 152V154H86ZM113 152V156L110 155L111 153ZM138 152V153H137ZM148 152V153H147ZM226 152V153H225ZM241 152H243L244 154H247L248 156H250L253 160L252 164L249 162L248 164V168L243 171V170H240L241 168H238V170L236 169L237 168V163L236 162H242V165L243 163L245 162V159L244 157H248L247 155H243V153L241 154ZM250 152V153H249ZM262 152V154H261ZM65 153V154H63ZM102 153L101 156H99L100 154ZM109 153V154H108ZM117 153H118V156H117ZM128 153V154H127ZM137 153V154H136ZM151 153V154H150ZM154 153V154H153ZM159 153V154H158ZM170 153V154H169ZM180 153V154H179ZM185 153V155H184ZM189 155H188V154ZM191 153H194V154H191ZM201 153V154H200ZM206 153V154H204ZM211 153V154H209ZM218 153V154H217ZM223 153V154H221ZM249 153V154H248ZM253 153V154H252ZM256 153V154H255ZM42 154V155H41ZM45 154V155H44ZM60 155L58 156L57 155V158L55 157L56 155ZM124 154V156H123ZM131 154V156H130ZM134 154V156H133ZM136 154V156H135ZM148 154V155H147ZM157 154V155H156ZM191 154V155H190ZM199 154V155H197ZM228 154V155H226ZM255 154V155H254ZM260 154V156H259ZM34 155V156H33ZM67 155V156H66ZM154 161H152V157L151 156H154ZM257 155V159L259 160V162L255 159ZM28 156L30 158H28ZM85 156V157H84ZM99 156V157H98ZM108 156V158H107ZM117 156V158H116ZM130 156V158L128 157ZM166 156V157H165ZM171 156V157H169ZM187 156V157H185ZM189 156V157H188ZM199 156V157H198ZM203 156V157H202ZM241 156V157H240ZM255 156V157H254ZM263 159H260L262 158ZM39 157V158H38ZM55 157V158H54ZM62 157V158H61ZM101 157V159H100ZM112 157L113 161L115 163H113V161L110 160V158ZM161 157V158H159ZM182 159H181V158ZM245 157V158H246ZM254 157V158H253ZM32 158V159H31ZM85 158L87 160V158H89L90 160H85L83 159ZM121 158V160H120ZM170 158V159H169ZM189 158V160H187ZM200 160H199V159ZM205 158V159H204ZM237 158V159H236ZM249 158V157H248ZM148 159V160H147ZM157 159V160H156ZM161 159V161H160ZM179 159H181V161L183 160V162H181ZM197 159V160H196ZM219 159V161H218ZM242 159V160H241ZM85 162H84V161ZM167 160V162H166ZM202 160V163L199 162V161ZM206 160V161H205ZM212 160V161H211ZM237 160V161H236ZM241 160V161H240ZM248 160V159H247ZM262 160V161H261ZM98 161V162H97ZM137 161V162H136ZM163 161V162H162ZM166 163H165V162ZM196 161V163H195ZM198 161V162H197ZM204 161V162H203ZM216 161V162H215ZM256 161V162H255ZM25 162V163H24ZM35 162V163H34ZM38 162H39V165H38ZM52 162V163H51ZM97 162V163H96ZM102 162V163H101ZM130 162V163H129ZM161 162V164H160ZM173 162V163H172ZM189 162L191 164H189ZM214 162L216 163L214 165ZM125 163V164H123ZM129 163V164H128ZM163 163V165H162ZM165 163V164H164ZM182 163L184 164L182 166ZM195 163V164H194ZM208 163V164H206ZM212 163V164H211ZM221 163V164H220ZM18 164V165H17ZM38 166V169H34L36 168V165ZM101 164V166H100ZM105 164V165H104ZM113 164V165H112ZM115 164V165H114ZM123 164V165H122ZM128 164V165H127ZM174 164V165H173ZM193 164V166H192ZM198 164V165H197ZM204 164V165H203ZM260 164V166H258ZM33 165H34V168H33ZM88 165V166H87ZM125 165V167H124ZM166 166V167H162V166ZM192 167H191V166ZM195 165H197L196 167H194ZM202 167H201V166ZM222 165V166H221ZM252 165V166H251ZM23 166V168H21ZM40 166V167H39ZM74 167L76 169V175L69 181H66L64 180L61 176H60V171L59 169L61 167L63 168H66V167ZM86 166V167H85ZM94 167V169H92L91 171V167ZM112 166V167H111ZM126 166L130 169H126ZM169 166V168H167ZM174 166V167H173ZM189 166V167H188ZM205 166V168H204ZM208 166H209V169H208ZM211 166V167H210ZM216 166V167H215ZM218 166V167H217ZM16 167V168H15ZM88 167V168H87ZM92 167V168H93ZM98 167V168H97ZM102 167H104L102 169ZM111 167V169H109ZM139 167V169H138ZM183 167V168H182ZM224 167V168H223ZM235 167V168H234ZM261 167V169L259 168ZM21 168V169H20ZM40 168V169H39ZM101 168V169H100ZM165 168V169H163ZM191 168V169H190ZM196 169V172L193 173ZM204 168V169H203ZM226 168V169H225ZM25 169V170H24ZM32 169L36 170V171H32ZM52 169V170H51ZM88 169V170H87ZM98 169V170H97ZM113 169V170H112ZM122 169V170H121ZM133 169V170H132ZM168 169V170H167ZM203 169V170H202ZM206 169V170H205ZM217 169V170H216ZM228 169V171H227ZM235 169V170H234ZM38 170V171H37ZM85 170L88 171L89 174H86L87 172H85ZM97 170V171H96ZM128 170V171H127ZM133 172H132V171ZM138 170V171H136ZM164 170V171H163ZM183 170H186L183 171ZM193 172H192V171ZM202 170V172H201ZM207 170H210L209 174L208 172L206 173ZM233 170V171H232ZM261 170V171H260ZM30 171V173H29ZM81 171V172H80ZM90 171L92 173H90ZM100 171V172H99ZM106 171V172H104ZM111 171V172H110ZM127 171V172H126ZM199 171V172H197ZM205 171V172H204ZM231 171L234 172L235 174H237L238 172V176H237V181H238V184L236 183L235 186H234V182H231V176H229L231 174ZM84 172V173H83ZM95 172V173H94ZM98 172V173H97ZM117 172V174H116ZM136 174H135V173ZM139 172V173H138ZM166 172V173H165ZM169 172V173H168ZM185 172V173H184ZM192 172V173H191ZM228 172V174H227ZM35 175H34V174ZM102 173V174H100ZM109 173V174H108ZM113 173V174H112ZM125 173V174H124ZM138 173V174H137ZM171 173V174H170ZM175 173H177V176H175ZM201 175H200V174ZM205 175H204V174ZM216 173V174H215ZM230 173V174H229ZM242 173V174H241ZM261 173V174H260ZM17 174V175H16ZM29 174V175H28ZM92 174V175H91ZM112 176L116 174V176ZM168 174V175H166ZM186 174V175H185ZM192 174V175H191ZM228 176H227V175ZM33 175V180L30 181V185L27 186V183L28 181H24V179H26V177H29ZM117 175H119L117 177ZM123 175V176H122ZM135 175H137L138 177H136ZM180 175V176H179ZM203 175V176H202ZM209 177V179L206 177ZM224 175V176H223ZM244 175V176H242ZM17 176V177H18ZM23 176H26V177H23ZM93 176V177H92ZM169 176V177H168ZM206 177L205 178V181L204 182V179L203 177ZM15 177V178H14ZM43 179H42V178ZM121 177V178H120ZM126 177V178H125ZM177 177V179H175ZM181 177V178H180ZM196 179H193L195 178ZM198 177V178H197ZM201 177V178H200ZM212 177V178H211ZM222 177V178H221ZM226 177V178H225ZM230 177V179H229ZM244 179H243V178ZM259 177V178H258ZM9 178V179H8ZM21 178V180H20ZM97 178V179H96ZM108 178V179H107ZM119 180H118V179ZM134 178V179H133ZM173 179V183L170 182L171 180H168V179ZM189 178L190 180H187L188 182H190V186H189V183L186 181V179ZM214 178V179H213ZM221 178V179H220ZM42 179V180H41ZM106 179V180H105ZM121 179V180H120ZM183 179V180H182ZM208 181H207V180ZM212 179L215 181H213L212 183ZM225 181H224V180ZM40 180V181H39ZM49 183H48V181ZM52 180V181H51ZM92 180V181H91ZM99 180V181H98ZM101 180V181H100ZM125 180H126V184H125ZM130 180H132L131 182L133 184H130ZM181 180V182H180ZM223 180V182H222ZM39 181V182H38ZM111 181V182H110ZM116 181V182H115ZM177 181L179 182V184L177 183ZM218 181V182H217ZM221 181V182H220ZM226 181H228L227 183H225ZM18 182V183H17ZM45 182V183H44ZM54 182V183H53ZM100 182V183H99ZM102 182V183H101ZM121 182H123L121 184ZM175 182V183H174ZM199 182V183H198ZM208 182V184H207ZM20 183V185H19ZM42 183V184H41ZM51 183V184H50ZM92 183V184H90ZM115 183V184H114ZM129 183V184H128ZM184 183V185H183ZM195 183V184H194ZM202 183V184H201ZM204 183V184H203ZM218 187H215L217 185ZM225 183V184H224ZM261 183H263V185L261 186ZM6 184V186H5ZM36 184H40L41 186H44V188H46V193L44 196L41 195V199L40 201L37 200V198H31L29 195H30V192L32 191V189L34 188V186ZM48 184V186H47ZM50 184V185H49ZM54 184V185H53ZM94 184V185H93ZM97 184V186L95 185ZM109 184V185H108ZM112 184V185H111ZM135 184V185H134ZM172 184V185H171ZM174 184V186H173ZM176 184V186H175ZM230 186H229V185ZM256 184V185H255ZM25 185V186H24ZM89 185V186H88ZM90 185H93L92 189ZM121 185V186H120ZM130 185V187L128 186ZM222 185V186H221ZM226 185L229 187L228 189H226ZM80 186V187H79ZM96 186V187H94ZM169 186V188H168ZM181 186V187H180ZM234 186V187H233ZM48 187V188H47ZM50 187V188H49ZM67 187V188H66ZM99 187V188H98ZM110 187V188H108ZM174 189L175 187V190ZM186 187V188H185ZM198 187V188H197ZM200 187V189H199ZM207 187V188H206ZM214 187H215V190H214ZM222 187V190H220ZM261 187V188H260ZM263 187V189H262ZM87 188H89L87 190ZM117 188V187H116ZM178 188V189H177ZM213 188V190H212ZM224 188V189H223ZM232 188V190L230 189ZM235 188V189H234ZM259 188V189H258ZM50 189V190H49ZM59 191H58V190ZM131 189V190H130ZM133 189V190H134ZM192 189V190H191ZM207 191H206V190ZM208 189H211V190H208ZM218 189V192L215 193V191ZM229 189L231 190L229 194V192H227V190L229 191ZM234 189V191H233ZM243 189L244 191V202L242 201H239L238 200V196H239V192L240 190ZM261 189V190H260ZM63 192H61V191ZM67 190V191H65ZM93 190L94 192L96 193H93ZM112 190V191H111ZM130 190V191H129ZM182 190V191H181ZM224 190V192H223ZM226 190V191H225ZM72 191V193H71ZM83 191V192H82ZM90 191V192H89ZM92 191V192H91ZM112 194H111V192ZM175 191V192H173ZM211 191V192H210ZM221 191V193H220ZM232 191L234 193H232ZM258 191H261V194L259 195V193H257ZM89 195H88V193ZM107 192V193H106ZM179 192V193H178ZM183 192V193H182ZM210 192V193H209ZM227 192V193H226ZM63 193V194H62ZM70 193V194H69ZM104 193H106L104 195ZM185 193V194H184ZM194 193V194H193ZM201 193V195H200ZM212 193V194H211ZM214 193V194H213ZM218 193V194H217ZM238 193V194H237ZM257 193V194H256ZM262 193H263V197H258V196H262ZM65 194V196H63ZM69 194V195H68ZM83 194V195H82ZM91 194V195H90ZM96 194V196H95ZM100 194V195H99ZM103 194V196L101 195ZM180 196H179V195ZM183 194V195H182ZM207 196H206V195ZM220 194V195H219ZM58 195V196H57ZM78 195V196H77ZM173 195V196H171ZM178 195V196H177ZM182 195V196H181ZM186 195V196H184ZM212 197H211V196ZM216 195V196H215ZM221 195H223L221 197ZM227 195V196H226ZM228 195L230 197H228ZM49 196V197H48ZM62 196L64 197V199H62ZM102 196V197H101ZM209 196V197H208ZM256 196V197H255ZM84 197V198H83ZM101 197V198H100ZM174 197V198H173ZM178 197V199H177ZM183 197V198H182ZM187 197V198H186ZM203 197V198H202ZM206 197V198H205ZM215 197V199H214ZM254 197V198H253ZM72 198V199H71ZM105 198V199H104ZM208 198V199H207ZM220 199L219 201L217 199ZM253 198V199H252ZM261 198L260 201H263V204L262 202L259 201V199ZM37 201H35V200ZM175 199V200H174ZM184 199V200H183ZM205 199V200H204ZM210 199V200H209ZM213 199V201H212ZM224 202H222V200ZM234 199V200H233ZM43 200V201H41ZM80 200V201H79ZM99 200V201H97ZM106 200V201H105ZM183 200V201H181ZM209 200V201H207ZM226 200H228V205L229 207L227 208V202ZM253 200V201H252ZM91 201V202H90ZM101 201V202H100ZM204 201V202H203ZM216 201V202H215ZM252 201V203H251ZM258 201V202H257ZM26 202V203H25ZM43 202V205L42 206L44 208H42L41 210V205L40 203ZM73 202H74V205H73ZM77 202V203H76ZM88 202V203H87ZM197 202V203H196ZM207 202V203H206ZM213 202V203H212ZM240 202V204L238 203ZM255 202V203H254ZM23 203H24V206H23ZM33 203V206L31 205ZM39 205L40 207H38L37 205ZM48 203V204H47ZM80 203V204H79ZM87 203V204H86ZM103 203V204H101ZM206 203V204H205ZM210 203V204H209ZM219 203V204H218ZM222 203V204H221ZM88 206H86V205ZM91 204V205H90ZM95 204H98V205H93ZM101 206H100V205ZM183 204V205H182ZM188 204H189V207H188ZM211 204H215L214 206L211 205ZM226 204V205H225ZM237 204V205H235ZM255 204V205H254ZM261 204V205H260ZM22 205V206H21ZM78 205V206H77ZM84 205V206H83ZM109 207H108V206ZM186 205V206H185ZM200 205L201 207H203L202 211L200 210ZM211 205V206H210ZM222 207L220 209V207ZM234 205V206H233ZM47 206V207H46ZM75 206V207H74ZM184 206V207H183ZM211 208L209 210V208ZM213 206V208H212ZM240 206V207H239ZM24 207V208H23ZM92 207V208H91ZM187 207V208H185ZM192 207V209L190 208ZM234 207H236V211L235 209H233ZM238 207V208H237ZM263 207V209L261 208ZM69 208V209H68ZM86 211V213H83L85 212L84 210ZM89 208V209H88ZM190 208V209H189ZM231 208V209H230ZM78 211H77V210ZM79 209L81 211L82 209V215L80 216L81 213H79V218H77L78 216L76 214H78L79 212ZM94 209V210H93ZM207 212H205V210ZM227 209V210H226ZM245 209V210H244ZM69 210V211H68ZM97 210V212H95ZM100 210V212H99ZM115 212H113V211ZM118 210V211H117ZM217 210V211H216ZM219 210V212H218ZM220 210L222 213H220ZM236 212H232V211ZM188 213H187V212ZM201 211V213H199ZM209 211H211V213H208ZM229 211V213L227 212ZM262 211V212H261ZM60 212V213H59ZM69 212V214H67ZM89 212H92L93 214H90ZM113 214H112V213ZM202 212H203V215H202ZM216 212V213H215ZM260 212L262 214H260ZM8 213V214H7ZM11 213V214H10ZM56 213H59L56 215ZM187 213V214H186ZM213 213V214H212ZM215 213V214H214ZM220 213V214H218ZM242 213V214H241ZM244 213V214H243ZM10 214V215H9ZM38 214V215H37ZM62 214V215H60ZM115 214V215H114ZM218 214V215H217ZM29 215V216H28ZM42 215V216H41ZM87 215L89 217H87ZM97 215V217L95 216ZM112 215V216H110ZM192 215V216H191ZM196 217H195V216ZM208 215V216H207ZM216 215V216H214ZM245 215V216H244ZM25 216V217H24ZM28 216V217H27ZM56 216V217H55ZM63 218L61 221H59L61 218ZM68 216V217H67ZM187 216H188V219H187ZM206 218H204V217ZM207 216V217H206ZM232 216V217H231ZM263 219H260L262 218ZM42 217V218H41ZM59 217V218H57ZM67 217V219H66ZM86 217V218H84ZM90 217H92L91 219H89ZM96 217V218H95ZM112 217H115L113 218L112 220ZM191 217V218H190ZM193 217V218H192ZM211 217V218H209ZM219 217V218H218ZM221 217V218H220ZM226 217V218H224ZM246 217V218H245ZM57 218V219H56ZM89 220H88V219ZM213 218V219H212ZM224 218V219H223ZM78 219V220H77ZM86 219V220H84ZM99 219V220H98ZM117 219V221H116ZM195 220V223L193 220ZM208 219H210L209 223H208ZM219 219V221H218ZM227 221H226V220ZM44 222H43V221ZM81 220V221H80ZM84 220V221H83ZM112 222V221H114ZM192 221V224L189 225V222L191 223ZM207 223H206V221ZM215 220V221H214ZM221 220V222H220ZM224 220V221H223ZM76 221H79V222H76ZM212 221L215 223H212ZM256 221V222H254ZM46 224H43L45 223ZM49 222V223H48ZM53 222H55V225L52 224ZM188 222V223H187ZM224 222V223H223ZM230 222V223H229ZM243 222V223H242ZM263 222V223H262ZM183 223V224H182ZM221 223V224H219ZM49 224V225H48ZM53 226V229H52V226ZM57 224V226H56ZM115 224V225H114ZM184 227H182V225ZM200 224V226H199ZM222 224H223V227H222ZM227 224V225H226ZM229 224V225H228ZM117 225V227H116ZM195 227V225L200 229L201 231V235H202V239L203 241L201 240H198L197 239V236L196 235H193L192 233V229L193 228L192 226ZM214 225V226H213ZM217 225V227L215 226ZM221 225V227H220ZM48 228H47V227ZM51 226V227H50ZM110 226V227H109ZM112 226V227H111ZM209 226V227H208ZM225 226H228L225 227ZM43 227H45L47 229V231H45L43 229ZM61 227V228H60ZM116 227V228H115ZM191 227V228H190ZM214 228V231L212 228ZM57 229V231H55V229ZM99 228V229H98ZM110 228V229H109ZM187 228V230L185 229ZM190 228V229H189ZM220 228V229H219ZM222 228V229H221ZM227 228V229H226ZM230 228V229H229ZM60 229V230H59ZM212 229V230H211ZM216 229V230H215ZM219 229V230H218ZM226 229V230H224ZM233 231H232V230ZM17 229H13L11 230L12 232H16ZM59 230V232H58ZM62 230V232H61ZM103 230V231H101ZM209 230V231H208ZM230 230V234L231 235H228L229 234V231ZM238 230V231H237ZM49 231L51 233H49ZM188 231V232H187ZM212 231V232H211ZM216 231L218 233V238L219 240L223 241L224 243V249L222 251H215L214 248H216V245H219V244H215V238H214V234H216ZM224 231V232H223ZM240 231V232H239ZM246 231V232H245ZM38 232V233H39ZM90 232V233H89ZM103 232V233H102ZM104 232H113V234H111L110 236H106V234ZM221 232V234H220ZM226 237H224V234ZM56 233V235H55ZM61 233V234H60ZM189 233V234H188ZM209 233V234H208ZM227 233V234H226ZM45 234V235H44ZM50 234V235H48ZM55 237L58 236V234H60L57 238ZM213 234V235H212ZM240 234V235H239ZM242 234V235H241ZM48 235V236H47ZM91 235V236H90ZM101 235V236H100ZM222 235V236H221ZM228 235V236H227ZM41 236V237H40ZM74 236V237H73ZM106 236V237H105ZM196 236V238H195ZM231 236V239H229ZM235 236V237H234ZM45 237L49 238V240H47V238L45 239ZM115 237V238H114ZM222 237H224L223 239H221ZM228 237V239H227ZM235 238L234 239H232ZM61 238V239H60ZM63 238V239H62ZM97 238V239H96ZM212 238V239H211ZM241 238V239H240ZM246 238V240H245ZM40 239V240H39ZM44 244H43V242ZM67 239V241H66ZM74 239V240H73ZM115 239V240H114ZM240 239V240H239ZM63 240V241H62ZM78 241V243L76 241ZM195 240V241H194ZM228 240V241H226ZM233 241L230 242V241ZM50 241V242H48ZM53 241V242H52ZM84 241L88 244V245H91V243H93L94 245V242H96L95 246H88L89 248L86 247V243H84ZM88 241V242H87ZM91 241V242H90ZM103 241V242H102ZM209 241V243H208ZM244 241V242H243ZM59 244H57V243ZM60 242V243H59ZM66 243L65 246H63L64 244ZM76 242V244H75ZM199 242V243H197ZM201 242V243H200ZM204 245L207 247L208 251L207 253H204L203 250L201 251L202 247L204 245H202L203 243ZM212 242V243H211ZM246 242V244H245ZM61 243H63V245H61ZM97 243H101V244H98ZM194 243V244H193ZM228 243V244H227ZM230 243V244H229ZM249 243V244H248ZM44 246H43V245ZM46 244V246H45ZM48 245H50V248H47ZM78 246V247H76ZM78 244V245H77ZM192 244L194 245V247L192 246ZM197 244H199L197 246ZM201 244V245H200ZM232 244V245H231ZM73 245V246H72ZM209 245V246H208ZM228 245V247H226ZM231 245V246H230ZM240 245L243 247L241 248ZM254 245V243L252 244ZM61 246V247H59ZM68 246V247H67ZM97 246V247H96ZM190 249H189V247ZM197 246V247H196ZM233 246L235 248H233ZM245 246V248H244ZM248 249H246L247 247ZM67 250L65 252L64 248ZM67 247V248H66ZM72 247V249H71ZM76 247V248H75ZM86 247V249H85ZM212 247V248H211ZM239 247V249H237ZM40 248V250H39ZM63 250H62V249ZM70 248V249H68ZM75 248V250H74ZM94 248V250L92 249ZM97 248V250H96ZM194 250H193V249ZM211 248V249H210ZM228 248V249H227ZM254 248V247H252ZM251 248V249H252ZM42 249V250H41ZM81 249L83 250L81 252ZM89 249V252L87 253ZM189 249V250H187ZM242 249V250H241ZM248 250V252L246 250ZM37 250V251H36ZM59 250V251H58ZM74 250V251H73ZM183 250V251H182ZM185 250V251H184ZM187 250V252H186ZM231 250V251H230ZM233 250H236V251H233ZM239 252H238V251ZM46 251V253H45ZM79 251V252H78ZM191 251V252H190ZM194 251L195 254H194ZM215 251V252H214ZM230 251V252H228ZM74 252V253H73ZM130 252L132 253L133 250L130 249ZM184 252V253H182ZM198 252V253H197ZM207 254L206 257L205 255L202 254ZM228 255H227V253ZM236 252V253H235ZM244 254H243V253ZM31 253H35L33 254L34 256L32 257L31 254L30 256L28 257V254ZM41 253V255H39ZM66 253V254H65ZM72 253V254H71ZM76 253V254H75ZM134 253V252H133ZM181 253V254H180ZM213 253V254H211ZM222 253L225 255H222ZM48 256H47V255ZM75 254V255H74ZM87 254V255H86ZM97 254V255H96ZM194 254V255H193ZM219 254V255H218ZM235 255V257H233V255ZM243 254V255H242ZM25 257H23V256ZM79 255V256H78ZM85 255V256H84ZM120 255V256H119ZM203 255V256H202ZM214 255V256H213ZM248 255V256H247ZM251 255V256H249ZM253 255V256H252ZM22 256V257H21ZM94 256V257H93ZM193 256V257H192ZM199 256V258H198ZM229 256V257H228ZM232 256V257H231ZM28 257V258H27ZM31 257V258H30ZM49 257V258H48ZM205 257V258H204ZM211 259H209V258ZM224 257V259H223ZM254 257V259L252 258ZM63 258V259H62ZM80 258V259H79ZM179 258V259H177ZM188 258V259H187ZM190 258V260H189ZM217 258V259H216ZM227 258H228V261H227ZM230 258V259H229ZM239 258V259H238ZM250 258V259H249ZM257 258V259H256ZM74 259V260H73ZM199 259V260H198ZM206 259V260H204ZM222 259V260H221ZM234 261H233V260ZM236 259V260H235ZM18 260V261H17ZM69 260V261H68ZM182 260V261H181ZM187 260V261H186ZM201 260V261H200ZM209 260V261H208ZM210 260L212 262H210ZM216 260V261H214ZM254 262H253V261ZM261 260H263V262H261ZM23 261V262H22ZM54 261V262H53ZM176 261L173 263V264H178L176 263ZM180 261V262H179ZM186 261V262H185ZM189 261V263H188ZM193 261V263H192ZM204 261V262H203ZM222 261V262H221ZM224 261V262H223ZM230 261V262H229ZM236 261V262H235ZM240 261V262H239ZM242 261V262H241ZM257 261V262H256ZM210 262V263H209ZM15 264V263H14ZM172 264V263H170Z\"/></svg>",
	"mask_w": 264,
	"mask_h": 264
},
{
	"label": "bare ground",
	"instance_id": "2",
	"mask_svg": "<svg viewBox=\"0 0 264 264\" xmlns=\"http://www.w3.org/2000/svg\"><path fill=\"white\" fill-rule=\"evenodd\" d=\"M3 0H1V2H2ZM9 1V0H8ZM14 1V0H13ZM16 1V3H18L17 2V0H15ZM34 1V0H33ZM42 1V0H41ZM108 1V3L110 2V3H112L113 5H115L116 7L118 6V5H121V4H125V6L127 5V6H130V5H134L135 7L136 6H138V7H140V8H152V6L150 5V4H147V3H145V2H137V1H132V0H107ZM160 1H162V0H160ZM162 2H164V1H162ZM3 3H5V2H3ZM34 3H35V1H34ZM39 4H40V2H38ZM62 3V2H61ZM166 3V2H165ZM168 3H169V1H168ZM10 5V4H9ZM16 5V4H15ZM19 5V4H18ZM23 5H24V3H23ZM1 6V5H0ZM61 6H62V4H61ZM60 6V7H61ZM63 6H64V4H63ZM124 6V5H123ZM24 7L26 8V6L24 5ZM38 7V6H37ZM68 7V6H67ZM133 7V6H132ZM137 7V8H138ZM50 8H52V7H50ZM63 8V7H62ZM62 8H60V9H62ZM127 8V7H126ZM38 9V8H37ZM110 9V8H109ZM139 9V8H138ZM177 9V8H176ZM17 10H21V8L19 9V8H17ZM147 10V9H146ZM156 10V9H155ZM161 10V9H160ZM178 10H180V9H178ZM14 11H15V9H14ZM24 11V10H23ZM150 11V10H149ZM180 11H182V10H180ZM0 12L1 13H3L4 15H5V13H6V15H11V13L13 12V8H12V5L11 6H6L5 8H2L1 7V9H0ZM17 12V11H16ZM20 12V11H19ZM39 12V11H38ZM163 13V12H165V11H160V13ZM182 12H184V10L182 11ZM27 13V12H26ZM36 13V12H35ZM158 13H159V11H158ZM184 13H186V14H189V15H191V16H193V17H195V18H197V19H199V20H201V21H203V22H205V23H207V24H209V25H211V26H213V27H215V28H217V29H219V30H221V31H223V32H225V33H227V34H229V35H231V36H233V37H235V38H237V39H239V40H242V41H244V42H246V43H248V44H250V45H252V46H255V47H257L258 49H260V50H262V51H264V48L263 47H261V46H256V45H254V44H252L251 42H248L246 39H244V38H242L241 36H239V35H235V34H233L232 33V31L230 32L229 30H228V28L229 27H227V25H226V27H224V25L225 24H223V26H220V25H214L213 23L212 24H210V23H208V22H206V21H204V20H202V19H200L198 16H196V15H194V14H191V13H187V12H184ZM19 14V13H18ZM17 14V15H18ZM50 15H51V13H49ZM165 14H168L169 15V13H167V12H165ZM54 15H56V14H54ZM62 15V14H61ZM127 15V14H126ZM137 15V14H136ZM160 15V14H159ZM163 15V14H162ZM167 15V16H168ZM171 15V14H170ZM18 16H20V15H18ZM21 16H22V14H21ZM30 16V15H29ZM53 16V15H52ZM63 16V15H62ZM120 16V15H119ZM124 15H122V17H123ZM173 16V15H172ZM171 16V17H172ZM0 17H2V16H0ZM6 17V16H5ZM10 17H12V16H10ZM10 17H9V19H10ZM125 18H126V16H124ZM127 17H128V15H127ZM131 17L132 16H130L129 18L131 19ZM170 17V16H169ZM175 17V16H174ZM3 18V17H2ZM61 18V17H60ZM177 18V17H176ZM4 19V18H3ZM13 19V18H12ZM15 19V18H14ZM13 19V21H16V20H14ZM129 19V20H130ZM137 19V18H136ZM156 19H158V18H156ZM179 19V18H178ZM177 19V20H178ZM11 20V19H10ZM37 20V19H36ZM35 20V21H36ZM62 20V19H61ZM121 20H123V18L122 19H120V21ZM129 20H128V22H129ZM134 20V19H133ZM9 21V20H8ZM20 21V20H19ZM23 21V20H22ZM38 21V20H37ZM42 21V20H41ZM60 21V20H59ZM58 21V22H59ZM125 21H127L126 19H125ZM138 21V20H137ZM144 21V20H143ZM154 21V20H153ZM158 21V20H157ZM179 21V20H178ZM181 21H183V20H181ZM2 22V19H0V23ZM24 22V21H23ZM124 22V21H123ZM135 22V21H134ZM141 22V21H140ZM139 22V23H140ZM155 22V21H154ZM185 22V21H184ZM4 23H5V21H4ZM6 23H7V21H6ZM5 23V24H6ZM10 23V22H9ZM14 23V22H13ZM12 23V24H13ZM16 23H18V22H16ZM20 23V22H19ZM22 23V22H21ZM35 23V22H34ZM53 23V22H52ZM130 23H131V20H130ZM129 23V24H130ZM132 23H133V21H132ZM131 23V24H132ZM138 23V22H137ZM145 23V22H144ZM156 23V22H155ZM178 23V22H177ZM181 23V22H180ZM3 24V23H2ZM8 24V23H7ZM28 24V23H27ZM38 24V23H37ZM40 24V23H39ZM45 24V23H44ZM44 24H42V25H44ZM47 24V23H46ZM122 24V23H121ZM120 24V25H121ZM128 24V23H127ZM147 24V23H146ZM186 24V26H190V27H193V25H191L190 23H185ZM8 25H11V23L10 24H8ZM20 25V24H19ZM26 25V24H25ZM49 25V24H48ZM48 25H46V26H48ZM133 25V24H132ZM137 25V24H136ZM157 24H155L154 26H156ZM181 25V24H180ZM184 25V24H183ZM2 26V25H1ZM6 26V25H5ZM12 26V25H11ZM18 26V25H17ZM22 26H24L23 24H22ZM32 26V25H31ZM36 26H39V25H35V27ZM119 26V25H118ZM125 26V25H124ZM133 26H135V25H133ZM133 26H131V27H133ZM149 26H151V25H149ZM153 26V25H152ZM185 26V25H184ZM3 27V26H2ZM10 27V26H9ZM9 27L8 28H6V29H8V31L10 30L9 29ZM21 27V26H20ZM35 27H33V28H35ZM115 27H116V25H115ZM136 27L137 26H135L134 28H135V30H136ZM146 27V26H145ZM158 27V26H157ZM156 27V29L158 30V28ZM195 27V26H194ZM193 27V28H194ZM15 28H17V30H18V27H16L15 26ZM39 28V27H38ZM40 28H41V26H40ZM43 28H45V26L43 27ZM50 29H52L51 27H49ZM118 28V27H117ZM147 28H148V26H147ZM192 28V29H193ZM5 29V28H4ZM13 29H14V27H13ZM21 29V28H20ZM20 29H19V31H20ZM23 29V28H22ZM21 29V30H22ZM46 29V28H45ZM45 29H43V31L45 30ZM48 29V28H47ZM50 29H48V30H50ZM125 29V28H124ZM129 29V28H128ZM133 29V28H132ZM131 29V32H133V30ZM150 29V28H149ZM189 29V28H188ZM195 29V28H194ZM196 29H197V27H196ZM199 29V28H198ZM230 29V28H229ZM1 30V29H0ZM2 30H3V28H2ZM16 30V31H17ZM24 30H26V29H24ZM117 30V29H116ZM122 30V29H121ZM154 30V29H153ZM187 30V29H186ZM199 30H201V29H199ZM232 30V29H231ZM4 32H6V30H3ZM2 31V32H3ZM15 31V32H16ZM33 31V30H32ZM35 32H38V31H36V30H34ZM112 31V30H111ZM137 31V30H136ZM151 31V30H150ZM21 32V31H20ZM25 32H27V31H25ZM41 32H42V30H41ZM40 32V33H41ZM51 32V31H50ZM120 32H122V31H120ZM127 32V31H126ZM135 32V31H134ZM133 32V33H134ZM139 32V31H138ZM152 32V31H151ZM0 33H1V31H0ZM9 33H14L13 31L12 32H10L9 31ZM19 33V32H18ZM130 33V32H129ZM137 33V32H136ZM152 33H157V32H152ZM203 33V32H202ZM4 34V33H3ZM7 34V33H6ZM21 34H24V33H21ZM26 34V33H25ZM39 34V33H38ZM37 34V35H38ZM124 34H125V31H124ZM140 34V33H139ZM238 34V33H237ZM1 35H2V33H1ZM13 34H11V36H12ZM17 35V34H16ZM20 35V34H19ZM27 35V34H26ZM34 35V34H33ZM136 35V34H135ZM138 35V34H137ZM158 35V34H157ZM5 36V35H4ZM23 36V35H22ZM36 35H34V37L33 36H31L30 35V37L29 38H26V37H24V44H25V47H24V45H23V47L25 48L24 50V52H25V55L26 56H28V58H29V55H30V53H29V55H28V52L29 51H31V50H33V49H35V47H36V45L38 44L37 43V40L35 39V38H37V37H35ZM48 36V35H47ZM90 36V35H89ZM128 36V35H127ZM131 36H132V34H131ZM160 38H162V36H160V35H158ZM7 37L8 36H6L5 37V39H7ZM91 37V36H90ZM97 37L98 36H96L95 38L97 39ZM134 37V36H133ZM133 37H132V40H131V42H133L134 40H133ZM145 37V35L144 34H141V38L138 36V40H135L134 41V43H136L138 46V48H140V47H142V43H143V38ZM9 38L10 37H8V40H9ZM15 38V37H14ZM40 38V37H39ZM49 38V37H48ZM47 38V39H48ZM88 38V37H87ZM92 38H93V36H92ZM156 38H157V36H156ZM197 38V37H196ZM217 38V37H216ZM2 39V38H1ZM0 39V49H4L5 48V46H7L6 45V43H4V41H6L5 39H4V41L3 40H1ZM19 39H21V38H19ZM19 39H17V40H15V41H18V43H20L19 42ZM52 39V38H51ZM51 39H49V41L51 40ZM122 39V38H121ZM124 39V38H123ZM203 39V38H202ZM219 39V38H218ZM23 40V39H22ZM21 40V41H22ZM46 40V39H45ZM86 40V39H85ZM88 40H90L89 42L91 43L92 41H91V38H89ZM88 40H86L87 42H88ZM162 41H163V39H161ZM160 40V41H161ZM217 40V39H216ZM221 40V39H220ZM11 41V40H10ZM39 41V40H38ZM94 41H95V39H94ZM97 41V40H96ZM126 41V40H125ZM124 41V42H125ZM128 41V40H127ZM127 41H126V43H127ZM159 41V40H158ZM161 41V43H164V41L162 42ZM223 41V40H222ZM23 42V41H22ZM53 42V41H52ZM113 42H116V39H115V41H113ZM176 42V41H175ZM174 42V43H175ZM225 42V41H224ZM76 43V42H75ZM79 43V42H78ZM77 43V44H78ZM83 43V42H82ZM86 43V42H85ZM89 43V45H94V44H90ZM96 43V42H95ZM129 43H130V40H129ZM134 43H132V45L134 44ZM161 43L159 44V45H161ZM167 43V42H166ZM227 43V42H226ZM13 44H15V43H13ZM42 44V43H41ZM49 44V43H48ZM86 44H88V43H86ZM85 44V45H86ZM144 44V43H143ZM227 44H229V43H227ZM264 44V43H263ZM39 45V44H38ZM37 45V46H38ZM50 45V44H49ZM82 45H84V44H81V46ZM84 45V46H85ZM102 45V44H101ZM106 45V44H105ZM128 45H130V44H128ZM163 45V44H162ZM170 45V44H169ZM168 45V46H169ZM177 45V44H176ZM233 48H235L237 51H238V53L240 54V56H242V57H244V58H249V59H251L254 63H258V67H261V66H264V60L263 59H261V58H259V57H257V56H255V55H253V54H251V53H249V52H247V51H245V50H242L241 48H238V47H236V46H234V45H232V44H230ZM60 46H62V44L60 45ZM59 46V47H60ZM74 46H75V44H74ZM94 46H96V44L94 45ZM103 46V45H102ZM102 46H100V47H102ZM112 46V45H111ZM145 46V45H144ZM167 45H166V47H168ZM170 46H175V44L174 45H170ZM20 47V46H19ZM50 47V46H49ZM59 47H57V49H54V50H58V48ZM63 47H64V45H63ZM62 47V48H63ZM93 47V46H92ZM110 47V46H109ZM108 47V48H109ZM113 47V46H112ZM131 47H133V46H131ZM166 47L165 46H163V47H161V51H162V53H160V56L162 55V57L164 56L165 57V63H168V66L170 67V68H172L171 69V71H173V75H177V77H179V78H182L183 79V82L185 81L184 79H185V77L188 79L189 77H190V75L191 74H194V76L193 77H195V79H198L199 78V76L202 74V73H204L205 74V72H206V70H207V66H206V64H205V59H204V57H199L200 56V54H199V56H196L194 59H195V61L194 62H192V61H190V63H189V61H187L186 59H184V60H186L185 62H181V60H183V59H181L180 61H175L174 59H173V57L171 56V53L168 51V49H166ZM12 48V47H11ZM37 48V47H36ZM43 48V47H42ZM54 48V47H53ZM56 48V47H55ZM74 48V47H73ZM76 48V47H75ZM85 48V47H84ZM89 48V47H88ZM88 48H87V50H85V51H88ZM97 48V47H96ZM106 48V47H105ZM104 48V49H105ZM138 48H136V49H138ZM143 48V47H142ZM145 48V47H144ZM143 48V49H144ZM160 48V47H159ZM169 48V47H168ZM171 48V47H170ZM212 48H213V46H212ZM211 48V49H212ZM39 49V48H38ZM51 49V48H50ZM60 49V48H59ZM72 49V48H71ZM77 49V48H76ZM90 49H92V48H90ZM98 49V48H97ZM100 49V48H99ZM110 49V48H109ZM108 49V50H109ZM146 50H147V47L145 48ZM158 49V48H157ZM172 49V48H171ZM175 49H176V47H175ZM219 49V48H218ZM229 49V48H228ZM8 50V49H7ZM6 49H5V51L3 52V50H2V52L5 54V52L7 51ZM45 50H46V48H45ZM54 50H52L53 52H55ZM65 50V49H64ZM75 50V49H74ZM96 50V49H95ZM101 50H103V49H101ZM100 50V51H101ZM107 50V49H106ZM111 50V49H110ZM109 50V51H110ZM117 50V49H116ZM142 50V49H141ZM173 50V49H172ZM9 51H10V48H9ZM8 51V52H9ZM35 51V50H34ZM34 51H33V53H34ZM66 51V50H65ZM81 51V50H80ZM84 51V52H85ZM90 51V50H89ZM88 51V52H89ZM94 51V50H93ZM92 51V52H93ZM97 51V50H96ZM104 51V50H103ZM113 51V50H112ZM111 51V52H112ZM138 51V50H137ZM136 51V52H137ZM140 51V50H139ZM145 51V50H144ZM177 51L179 52V50H178V47H177ZM218 51V50H217ZM8 52H6V53H8ZM11 52V51H10ZM16 52V51H15ZM20 52H21V50H20ZM19 52V53H20ZM23 51L21 52V53H24ZM39 52H41V51H39ZM48 52V51H47ZM52 52V53H53ZM72 52H73V49H72ZM71 52V53H72ZM75 53L76 52H78V50L76 51H74ZM91 52V51H90ZM102 52V51H101ZM146 52V53H145ZM144 52V54H145V57H144V62H146V64L148 65V67H149V69L147 70V72L149 73V75H150V77L152 78V79H150V81L151 80H153L154 81V84H155V82L157 83L156 84V88H157V85H160V83H161V81L162 80H165V78L164 77H162V75H160V74H158V70H157V66H158V58L157 57H154L152 54H151V52H147V51H145ZM176 52V51H175ZM227 52V51H226ZM230 52V51H229ZM12 53H13V51H12ZM59 53H61V55H63L62 54V51L61 52H59ZM59 53H54L55 55L56 54H59ZM65 53V52H64ZM78 53H80V52H78ZM78 53H76L77 55H78ZM81 53H82V51H81ZM86 53V52H85ZM97 53V52H96ZM96 53H93V54H95L96 55ZM114 53V52H113ZM119 53V52H118ZM126 53V52H125ZM139 53V52H138ZM181 53V52H180ZM179 53V54H180ZM234 53V52H233ZM232 53V55H234ZM15 54V53H14ZM49 54V53H48ZM50 54H51V52H50ZM49 54V55H50ZM53 54V55H54ZM90 54H92V53H90ZM101 54H103V53H101ZM127 54V53H126ZM142 54H143V50H142ZM142 54H141V56H142ZM178 54V53H177ZM211 54V53H210ZM225 54V53H224ZM6 55V54H5ZM16 55H17V53H16ZM22 55V54H21ZM47 55V54H46ZM49 55L47 56V57H49ZM67 55V54H66ZM69 55V54H68ZM67 55V56H68ZM73 55H75V54H73ZM81 55V54H80ZM87 55V54H86ZM120 55H122V54H120ZM124 55V54H123ZM130 55V54H129ZM138 54L136 53V56H137ZM157 55H159V54H157ZM221 55V54H220ZM7 56V55H6ZM11 56V55H10ZM15 56V55H14ZM23 56V55H22ZM66 56V57H67ZM88 56H89V53H88ZM88 56H85L86 58H88ZM92 56V55H91ZM94 56V55H93ZM127 56V55H126ZM179 56V55H178ZM208 56H210V55H208ZM207 56V57H208ZM213 56H215V54L213 55ZM212 56V57H213ZM2 57H3V55L0 53V61H2ZM32 57V56H31ZM36 57V56H35ZM53 57H55V56H53ZM78 57V56H77ZM129 57V56H128ZM139 57V56H138ZM162 57H160V58H162ZM181 57H183V56H181ZM217 57V56H216ZM15 58H16V56H15ZM15 58L13 57L12 59H14V61H15ZM22 58V57H21ZM25 58V57H24ZM23 58V59H24ZM28 58L26 59V60H28ZM37 58V57H36ZM51 58V57H50ZM57 58H58V56H57ZM61 58V61H63L62 63H65L64 62V60H62V57H60ZM82 58H84V57H82ZM81 58V59H82ZM85 58V59H86ZM90 58V57H89ZM94 57H92V59H93ZM95 58H97V57H95ZM100 58V57H99ZM136 58V57H135ZM190 58V57H189ZM188 58V59H189ZM237 58V57H236ZM17 59H19V58H17ZM23 59L20 61V60H17L16 61V63H17V65H18V61H19V63L20 62H22L23 61ZM30 59V58H29ZM38 59V58H37ZM40 59V58H39ZM66 59H68V58H66ZM65 59V60H66ZM103 59V58H102ZM105 59V58H104ZM139 59L140 58H138V61H139ZM212 59V58H211ZM8 60L10 61V59L8 58ZM33 60H35L34 58H33ZM46 60V58L44 57V61ZM52 60V59H51ZM50 60V61H51ZM70 60H72V59H70ZM69 60V61H70ZM74 60V59H73ZM87 60V59H86ZM97 60H99L98 58H97ZM124 60H125V58H124ZM127 60V59H126ZM126 60H125V62H126ZM162 60V59H161ZM164 60V59H163ZM192 60V59H191ZM221 61H219V62H222V59H220ZM12 61V60H11ZM10 61V62H11ZM41 61V60H40ZM76 61V60H75ZM100 61L102 62V60L100 59ZM112 61H114V60H112ZM116 61V62H115ZM114 62H115V66H117L118 64H120V63H118L117 62V60H115ZM121 61H123L122 60V57H121ZM135 61H136V59H135ZM134 61V62H135ZM141 61V60H140ZM160 61V60H159ZM218 61V60H217ZM224 61V60H223ZM3 62H4V60H3ZM24 62H26V61H24ZM29 61H27V63H28ZM38 62V61H37ZM43 62V61H42ZM46 62V61H45ZM74 62V61H73ZM95 62V61H94ZM93 62V63H94ZM97 62V61H96ZM95 62V63H96ZM104 62H105V60H104ZM124 62V61H123ZM129 62H131V61H129ZM162 62V61H161ZM213 62V61H212ZM225 62H226V60H225ZM225 62H222V63H224L222 66L221 65H217L216 64V67H214L213 69H211V71H210V73H209V77L207 78L208 79V82H207V80H206V82H207V85H208V87H210L211 86V89H213L212 88V86L213 87H216L215 85H217L219 82H221L222 81V78L224 77H226L225 75H226V73H228L227 72V66L225 67ZM227 62H228V60H227ZM2 63V62H1ZM0 63V64H1ZM12 63V62H11ZM51 63H53L52 61H51ZM51 63L50 64H48V65H50L51 66ZM58 63H60V61L58 62ZM57 63V64H58ZM71 63V62H70ZM84 63V62H83ZM86 63V62H85ZM88 63H90V64H92L91 62H89L88 61ZM98 63V62H97ZM106 63V62H105ZM113 63V62H112ZM118 63V64H117ZM122 63V62H121ZM133 63V62H132ZM137 63L138 62H136V65H137ZM164 63V64H165ZM232 63V62H231ZM3 64V63H2ZM1 64V65H2ZM10 64V63H9ZM14 64V63H13ZM13 64H11L12 66V68H13V66L15 65H13ZM23 64V63H22ZM36 64V63H35ZM43 64H44V62H43ZM54 64V63H53ZM76 64H78L77 62H76ZM101 64V63H100ZM99 64V65H100ZM117 64V65H116ZM123 64V63H122ZM122 64H120V67H121V65ZM126 64V63H125ZM124 64V65H125ZM128 64H131V63H128ZM128 64H126V65H128ZM138 64H142V62L140 63H138ZM145 64V65H146ZM229 64H230V62H229ZM228 64V65H229ZM233 64V63H232ZM253 64V63H252ZM1 65H0V68H1ZM21 65V64H20ZM19 65V66H20ZM27 65V64H26ZM25 65V63H24V67L26 66ZM42 65V64H41ZM40 65V66H41ZM45 65V64H44ZM75 65V64H74ZM86 65V64H85ZM94 65V64H93ZM102 66L104 65V64H101ZM114 65H113V68H114ZM143 65V64H142ZM142 65H137L139 68L142 66ZM144 65V66H145ZM260 65V66H259ZM18 66V68H20V70L22 71V65H21V67H19ZM31 66H33L32 65V62H31ZM61 66H63V65H61ZM67 66V65H66ZM80 66V65H79ZM92 66V65H91ZM90 66V67H91ZM94 66H96V64L94 65ZM101 66V67H102ZM119 66V65H118ZM163 67H164V65H162ZM161 66V67H162ZM232 67H233V65H231ZM230 66V67H231ZM253 66V65H252ZM256 66V65H255ZM36 67V66H35ZM56 67V66H55ZM58 67H59V65H58ZM76 67V66H75ZM86 67V66H85ZM97 67V66H96ZM100 67V66H99ZM118 68L117 67V69H121L122 67H123V65H122V67L121 68ZM126 67H128V66H126ZM162 67V68H163ZM254 67V66H253ZM4 68H5V66H4ZM26 68V67H25ZM27 68H29V67H27ZM31 68H34V67H31ZM37 68V67H36ZM35 68V69H36ZM62 68V67H61ZM69 68V67H68ZM70 68H72V67H70ZM79 68H81V67H79ZM86 68H88V67H86ZM125 68V67H124ZM130 69H131V67H129ZM136 68V67H135ZM138 68V69H139ZM226 68V69H225ZM251 68V67H250ZM10 69V68H9ZM40 69V68H39ZM65 69H67V67H65ZM85 69V68H84ZM96 69V68H95ZM94 69V70H95ZM97 69H99L98 67H97ZM141 69V68H140ZM139 69V70H140ZM147 69V68H146ZM168 69V68H167ZM252 69H254L255 70V68H252ZM251 69V70H252ZM4 70V69H3ZM15 70V69H14ZM56 70V69H55ZM77 70V69H76ZM80 70V69H79ZM82 70V69H81ZM89 70V69H88ZM91 70V69H90ZM93 70V71H94ZM114 70V69H113ZM128 70V69H127ZM126 70V71H127ZM143 70H145V67H144V69ZM160 70V69H159ZM253 70V72H255L256 73V71H254ZM16 71H17V69H16ZM27 71V70H26ZM36 71V70H35ZM49 71H51V70H49ZM49 71H47V72H49ZM73 71V70H72ZM87 71V70H86ZM92 71V72H93ZM99 71H101V69L99 70ZM118 72H119V70H117ZM116 71V72H117ZM125 71V70H124ZM146 71V70H145ZM250 70H248V72H249ZM260 71H262V70H260ZM7 72V71H6ZM23 72V71H22ZM25 72V71H24ZM37 72H38V69H37ZM53 72V71H52ZM56 72V71H55ZM69 72V71H68ZM97 72V71H96ZM115 72V71H114ZM141 72V71H140ZM146 72V73H147ZM165 72H166V70H165ZM168 72H170V70H168ZM45 73V72H44ZM57 73H59V70H58V72ZM72 73V72H71ZM76 73V72H75ZM74 73V74H75ZM79 73H81V72H79ZM79 73H78V75H79ZM95 73V72H94ZM102 72H99V74H101ZM120 73V72H119ZM126 73V75H127V72H125ZM131 73V71H129V74ZM132 73H133V71H132ZM230 74V79L232 78V77H236V76H238L239 77V75L241 74V72L239 71V70H237V68H233V69H231L230 70V72H229ZM240 73V74H239ZM10 75H13V74H11V70H10V73H9ZM26 74V73H25ZM27 74H28V72H27ZM33 74V73H32ZM52 74V73H51ZM67 74H70V72L69 73H67ZM77 74V73H76ZM84 74V73H83ZM87 74H89L88 72H87ZM121 74H122V71H121ZM128 74V75H129ZM145 74V72L143 71V75ZM249 74V73H248ZM258 75H260L259 74V72L257 73ZM5 75V74H4ZM3 75V76H4ZM15 75V74H14ZM34 75H39L38 73L37 74H34ZM46 75H47V73H46ZM55 75H56V73H55ZM77 75V76H78ZM94 75V74H93ZM112 75V74H111ZM110 75V76H111ZM117 75V74H116ZM125 75V76H126ZM251 75H255L254 73H252ZM6 77H7V75H5ZM16 76V75H15ZM30 76V75H29ZM50 76V75H49ZM53 76V75H52ZM69 76V75H68ZM76 76V75H75ZM77 76H76V78H77ZM85 76V75H84ZM89 76V75H88ZM92 76V75H91ZM97 75H95V76H93V77H96ZM118 76V75H117ZM122 76V78L124 79V75H121ZM120 76V77H121ZM136 76V75H135ZM141 76V75H140ZM168 76H169V74H168ZM167 76V77H168ZM175 76H174V78L173 79H176L175 78ZM204 76V75H203ZM54 77V76H53ZM66 77V76H65ZM64 77V78H65ZM105 77V76H104ZM108 77H109V75H108ZM129 77V76H128ZM146 77V76H145ZM148 77V76H147ZM146 77V78H147ZM150 77H148V78H150ZM166 77V78H167ZM173 77V76H172ZM171 77V78H172ZM205 77V76H204ZM253 77V76H252ZM56 78H57V82L60 80H58V77H57V75H56ZM69 78V79H68ZM67 79L71 82V80H70V76L68 77ZM81 78V77H80ZM80 78H79V80H80ZM85 78V77H84ZM103 78V77H102ZM111 78V77H110ZM116 78V77H115ZM164 78V79H163ZM227 78H228V76H227ZM226 78V79H227ZM228 78V79H229ZM241 78H243V76H241ZM256 78V77H255ZM39 79H40V77H39ZM51 79H52V77H51ZM66 79V78H65ZM66 79V81L68 82V80ZM89 79H91V78H89ZM94 79V78H93ZM95 79H97V78H95ZM98 79H100V77L98 78ZM104 79V78H103ZM102 79V80H103ZM106 79H107V77H106ZM120 79V78H119ZM118 79V80H119ZM126 79H129V78H126ZM135 79V78H134ZM178 79V78H177ZM176 79V80H177ZM193 79V78H192ZM226 79L224 80V81H226ZM227 79V80H228ZM235 79V78H234ZM53 80V79H52ZM73 80V79H72ZM78 80V79H77ZM112 80H113V78H112ZM115 80V79H114ZM114 80H113V82H112V84L113 83H117V82H114ZM140 80V79H139ZM138 80V81H139ZM175 80V81H176ZM194 80V79H193ZM221 80V81H220ZM233 80V79H232ZM250 80H252V78L250 79ZM3 81H6V78L5 79H3ZM10 81V80H9ZM9 81H7V83L9 82ZM12 81H14V80H12ZM33 81V80H32ZM48 81H49V79H48ZM82 81V80H81ZM80 81V82H81ZM84 81V80H83ZM83 81H82V83H83ZM85 81H87V80H85ZM92 81V80H91ZM93 81H95V80H93ZM99 81V80H98ZM111 81V80H110ZM110 81H109V83H110ZM125 81H127V80H125ZM129 81H130V79H129ZM133 80H131V82H132ZM153 81H151V82H153ZM166 81V80H165ZM175 81H173V83H171L172 81L170 80V83L173 85L174 83H175ZM191 81L192 80H190V83H191ZM258 81H260V80H258V78H257V82ZM262 81V80H261ZM27 82V81H26ZM60 82H61V80H60ZM64 82V81H63ZM73 82V81H72ZM71 82V83H72ZM100 82V81H99ZM106 82V81H105ZM119 82H121V81H119ZM124 82V81H123ZM140 82V81H139ZM177 82H178V80H177ZM177 82H176V86H178L177 85ZM182 82V81H181ZM180 82V83H181ZM182 82V83H183ZM186 82H187V80H186ZM194 81H192V83H193ZM195 82L196 83H198L197 82V80H195ZM193 83V84H196V83ZM228 82V81H227ZM249 82V81H248ZM41 83V82H40ZM39 83V84H40ZM44 82L42 81V85H46V84H43ZM51 84H52V81L50 82ZM65 83V82H64ZM79 83V82H78ZM107 83V82H106ZM105 83V84H106ZM122 83V82H121ZM130 83V82H129ZM133 84H135L134 83V81L132 82ZM159 83V84H158ZM163 83H164V81H163ZM162 83V84H163ZM185 83V82H184ZM188 83V82H187ZM186 83V84H187ZM191 83V84H192ZM205 83V82H204ZM224 83H226V82H224ZM229 83V82H228ZM263 83V82H262ZM262 83H259V84H261L262 86H263V84ZM0 84L2 85H4L5 83H1V81H0ZM58 84H60V83H58ZM57 84V85H58ZM73 84V83H72ZM93 84V83H92ZM96 84V83H95ZM102 84V83H101ZM127 83H125L124 84V86L126 85ZM131 84V83H130ZM129 84V86H131ZM136 84H138V83H136ZM136 84H135V86H136ZM152 84V83H151ZM166 84V82L164 83V86H166L167 87V85H165ZM167 84H169V81L167 82ZM189 84V83H188ZM191 84H190V86H191ZM192 84V85H193ZM200 84V82L198 83V85ZM206 84V83H205ZM220 85L222 84L223 85V82H221V83H219ZM219 84L217 85L218 87H220L219 86ZM249 84V83H248ZM251 84V83H250ZM2 85V86H3ZM6 85H8V84H6ZM11 85V84H10ZM14 85H15V83H14ZM62 85V84H61ZM75 85V84H74ZM83 85H87V84H83ZM89 85H91V84H89ZM107 85V84H106ZM115 85V84H114ZM117 85H118V83H117ZM197 85V84H196ZM195 85V86H196ZM225 85H227V84H225ZM5 86V85H4ZM9 86V85H8ZM41 86V85H40ZM50 86V85H49ZM48 85H47V87H49ZM55 86V85H54ZM93 86H95L94 84H93ZM97 86V85H96ZM100 86V85H99ZM128 86V85H127ZM129 86H128V88H129ZM134 86V85H133ZM133 86L132 87H130L131 89H133ZM137 86H139V85H137ZM141 86V85H140ZM180 86V85H179ZM182 86V85H181ZM184 86V85H183ZM7 87V86H6ZM17 87V86H16ZM36 87V86H35ZM44 87V86H43ZM77 87H81V86H77ZM87 87V86H86ZM102 87V86H101ZM103 87H105V86H103ZM108 87V86H107ZM122 87H123V84H122ZM147 87V86H146ZM159 87V86H158ZM163 87V86H162ZM170 87H171V85H170ZM173 87V86H172ZM188 87V86H187ZM192 88H193V86H191ZM190 87V88H191ZM198 87H200V85L198 86ZM198 87H197V89H196V87L194 88V89H196V91L198 90ZM218 87H216L215 89V93L216 92H218L217 90H218ZM223 88H224V86H222ZM8 88V87H7ZM42 88V87H41ZM52 88H53V84H52ZM51 88V89H52ZM58 88H60V86H58ZM78 88V89H79ZM88 88H93V87H88ZM96 88V87H95ZM94 88V89H95ZM99 88V87H98ZM106 88V87H105ZM118 88V87H117ZM119 88H120V86H119ZM118 88V89H119ZM152 88V87H151ZM159 88H161V87H159ZM168 89H169V86L167 87ZM174 88H175V85H174ZM174 88H172V89H174ZM191 88V89H192ZM228 88V87H227ZM43 90L45 89V88H42ZM102 90L104 89V88H101ZM121 89V88H120ZM123 89V88H122ZM126 89V88H125ZM138 89H139V87H138ZM166 89V88H165ZM180 89V88H179ZM182 89V88H181ZM188 89V88H187ZM193 89V90H194ZM253 89H254V87H253ZM253 89H251V90H253ZM255 89H256V87H255ZM262 89V88H261ZM264 89V88H263ZM39 90V89H38ZM46 90V89H45ZM44 90V91H45ZM57 90H59V89H57ZM63 90V89H62ZM65 90V89H64ZM70 90V89H69ZM96 90V89H95ZM97 90H99L100 91V89H97ZM96 90V94H97V92L99 93V91H97ZM127 90V89H126ZM135 90H137V89H134V92H132L133 94H135L136 92H135ZM154 90H155V88H154ZM158 90L159 89H157V92H158ZM161 90V89H160ZM183 90L185 91V87H183ZM183 90H175V91H178V93H179V91H183ZM188 90H190V89H188ZM219 90H222L221 88H219ZM244 91H245V89H243ZM242 90V91H243ZM35 91V90H34ZM37 91V90H36ZM75 91V90H74ZM74 91H72V89H71V91H68L67 93H66V95L67 96H65L66 98H65V100H64V102H63V100L61 101V102H63L62 103V105H61V108L59 109V110H56V111H59V113H57L58 115H55L54 117H53V119H52V123H51V125H52V127H53V125L55 126V125H58V126H60V129H64L65 127H68V126H70V122H71V118L73 117V115H75V117H76V114H75V111L76 110H74V109H78V108H81V107H79L80 106V103H77L74 107H68V105H67V101H69V100H71L72 99V97H73V95H74ZM81 91H82V89H81ZM94 91V90H93ZM107 91V90H106ZM119 91V90H118ZM130 91V90H129ZM133 91V90H132ZM139 91H140V89H139ZM148 91V90H147ZM169 93H170V91L169 90H167ZM166 91V92H167ZM174 91V90H173ZM191 91V90H190ZM189 91V92H190ZM200 91V90H199ZM202 91V90H201ZM200 91V92H201ZM55 92H57V91H55ZM76 92H78V90L76 91ZM88 92H89V89H88ZM92 92V91H91ZM90 92V93H91ZM122 92V91H121ZM138 92V91H137ZM156 92V93H157ZM161 92V91H160ZM163 92H165V91H163ZM189 92H187V93H189ZM207 92V91H206ZM224 93V91L222 90L221 92H219V93H221V94H216L215 96H217L216 98L217 99H219V100H221V101H223L224 99H223V96H225V94L226 93H224V95H222L223 93ZM248 92V91H247ZM254 92V91H253ZM59 93H60V91H59ZM83 93H84V91H83ZM87 93V92H86ZM85 93V94H86ZM89 93V94H90ZM103 93H105V90H104V92ZM102 93V94H103ZM115 93V92H114ZM116 93L118 94L119 92H117L116 91ZM173 93V92H172ZM171 93V94H172ZM175 93V92H174ZM182 93V92H181ZM184 93V92H183ZM191 93V92H190ZM195 93V92H194ZM194 93H193V95H194ZM198 91H197V95H198ZM211 93V92H210ZM255 93V92H254ZM41 94V93H40ZM43 94V93H42ZM41 94V95H42ZM50 94V93H49ZM78 94V96H79V93H77ZM80 94H81V92H80ZM89 94H87V96L89 95ZM100 94V93H99ZM116 94V95H117ZM158 94V93H157ZM156 94V95H157ZM161 93H159L158 95H160ZM170 94V95H171ZM180 94V93H179ZM200 94V93H199ZM204 94V93H203ZM211 94H213V93H211ZM244 94H246V93H244ZM248 94V93H247ZM251 94V93H250ZM18 95V94H17ZM33 95H34V93H33ZM39 95V94H38ZM57 95V94H56ZM59 96H60V94H58ZM57 95V96H58ZM62 95V94H61ZM93 96L94 94L93 93H91L90 94V96ZM112 95H113V92H112ZM120 95V94H119ZM119 95H117V96H119ZM189 95V94H188ZM187 95V96H188ZM193 95H192V100H194L195 101V98L193 97ZM197 95H196V97H197ZM204 95H206V94H204ZM207 95H208V93H207ZM207 95H206V97H205V99L207 98ZM252 95V94H251ZM256 95V94H255ZM42 96H44V94L42 95ZM57 96H56V98H57ZM86 96V98H88ZM91 96V97H92ZM110 96V95H109ZM130 96H132V95H130ZM135 96V95H134ZM163 96H165L164 94H163ZM162 96V97H163ZM166 96H167V94H166ZM182 96H184V95H182ZM190 96H191V94H190ZM190 96H188L189 98H190ZM200 96H202V95H200ZM212 97H213V95H211ZM245 96H248V95H245ZM245 96H243V97H245ZM22 97V96H21ZM41 97V96H40ZM82 97V96H81ZM84 98H85V96H83ZM103 96L101 95V99L102 100H104V98H102ZM113 97V96H112ZM133 97V96H132ZM142 97H144V96H142ZM142 97L140 98V100L139 101H141L142 100ZM159 97V96H158ZM172 97H174L173 96V94H172ZM175 97H177V95L175 96ZM174 97V98H175ZM185 97H186V95H185ZM187 97V98H188ZM31 98V97H30ZM29 98V99H30ZM71 98V99H70ZM74 98H76L77 99V97L75 96ZM98 97L96 96V98H95V95H94V100L95 99H97ZM110 98H111V96H110ZM116 98V97H115ZM119 98V97H118ZM120 98H121V96H120ZM119 98V100H121ZM177 98H179V95H178V97ZM188 98V99H189ZM194 98V99H193ZM198 98V97H197ZM202 97H200L199 99H201ZM32 99V98H31ZM76 99H74V100H76ZM82 99V98H81ZM105 99H106V96H105ZM148 99V98H147ZM164 99V98H163ZM169 99V98H168ZM173 99V98H172ZM187 99V100H188ZM208 99V98H207ZM54 100H56V99H54ZM79 99H77V101H78ZM87 100V99H86ZM89 100V99H88ZM93 100V99H92ZM94 100H93V102H94ZM114 100V99H113ZM116 100V99H115ZM118 100V99H117ZM123 100V99H122ZM145 100H146V98H145ZM151 100H154V99H151ZM161 100H162V98H161ZM174 100V99H173ZM191 100V99H190ZM198 100V99H197ZM196 100V101H197ZM204 100V99H203ZM243 100V99H242ZM247 100V99H246ZM245 100V101H246ZM59 101V100H58ZM89 101H91V100H89ZM104 101H106V100H104ZM132 101V100H131ZM135 101H137V100H135ZM143 101V100H142ZM163 101V100H162ZM177 100H176V98H175V102H176ZM179 102H180V100H178ZM183 101H185L184 100V97H183ZM193 101V102H194ZM217 101V100H216ZM221 101H219V102H221ZM224 101H227L226 100V98H225V100ZM244 101V100H243ZM40 102V101H39ZM46 102V101H45ZM53 102V101H52ZM74 102V101H73ZM80 102H81V100H80ZM113 102V101H112ZM111 102V103H112ZM125 102V101H124ZM146 102H148V101H146ZM171 102H172V100H171ZM170 102V103H171ZM178 102V103H179ZM188 102V101H187ZM50 103V102H49ZM94 103H96V102H94ZM93 103V104H94ZM102 104H104L103 102H101ZM106 103V102H105ZM136 103H138V102H136ZM140 103H142V102H140ZM144 103V102H143ZM161 103V102H160ZM170 103H168L169 105H170ZM185 103V102H184ZM189 103V102H188ZM188 103H187V105L186 106H189V105H192V104H195V102L194 103H192V104H189L188 105ZM196 103H198V102H196ZM207 103V102H206ZM210 103H212V102H210ZM210 103H208V104H210ZM214 103V102H213ZM222 103V102H221ZM224 103V102H223ZM245 103V102H244ZM252 103V102H251ZM51 104V103H50ZM56 104V102H54V105ZM61 104V103H60ZM75 104V103H74ZM82 104V103H81ZM176 105H177V103H175ZM183 104V103H182ZM186 104V103H185ZM185 104H184V106H185ZM200 104V103H199ZM199 104H196V105H198V106H200L201 104H203V103H201L200 105ZM218 104V103H217ZM83 105H86V104H83ZM89 105V104H88ZM105 105V104H104ZM103 105V106H104ZM137 105V104H136ZM139 105V104H138ZM140 105H143V104H140ZM139 105V106H140ZM165 105V104H164ZM169 105H165V107L167 106H169ZM173 104H171V106H172ZM216 105V104H215ZM219 105V104H218ZM264 105V104H263ZM262 105V106H263ZM49 106V105H48ZM47 106V107H48ZM56 106V105H55ZM71 106H73V105H71ZM110 106V105H109ZM114 106V105H113ZM119 106H120V104H119ZM123 106H125L124 104H123ZM126 106H127V104H126ZM170 106V107H171ZM175 106V105H174ZM182 107V105H180V103H179V107ZM183 106V107H184ZM197 106V107H198ZM202 106V105H201ZM213 106H214V104H213ZM217 106V105H216ZM220 106V105H219ZM218 106V107H219ZM222 106V105H221ZM223 106H224V104H223ZM236 106V105H235ZM262 106H261V108H262ZM54 107V106H53ZM92 106H90V108H91ZM98 107V106H97ZM121 107V106H120ZM138 107V106H137ZM146 107V106H145ZM150 107H151V105H150ZM163 107V106H162ZM178 107V108H179ZM180 107V110L182 109ZM205 107V106H204ZM209 107V106H208ZM227 107V106H226ZM246 107V106H245ZM49 108V107H48ZM57 108V107H56ZM85 108V107H84ZM94 108H95V106H94ZM99 108V107H98ZM98 108H97V110H98ZM114 108V107H113ZM117 108V107H116ZM144 108V107H143ZM142 108V109H143ZM186 109L187 108H189V107H185ZM185 108H183L184 110H185ZM196 108V107H195ZM221 108V107H220ZM247 108V107H246ZM1 109V108H0ZM50 109V108H49ZM88 109V108H87ZM87 109H86V112H87ZM111 109V108H110ZM121 109V108H120ZM141 109V110H142ZM146 109V108H145ZM148 109H149V107H148ZM151 109H153V107L151 108ZM168 109V108H167ZM193 109H194V107H193ZM198 109V108H197ZM199 109H202V108H199ZM203 109H206V108H203ZM209 109V108H208ZM248 109H250V108H247V109H245V110H248ZM46 110H48V109H46L45 108V112H47ZM52 110V109H51ZM94 110V109H93ZM92 110V111H93ZM96 110V111H97ZM100 110V109H99ZM115 110V109H114ZM140 110V111H141ZM190 110H191V108H190ZM207 110V109H206ZM222 110V109H221ZM221 110H219L220 112H221ZM225 110H227V109H225ZM225 110L222 112L223 114H224V112H225ZM242 110V109H241ZM43 111V112H44ZM50 111V110H49ZM61 111H64L63 112V114L61 113ZM79 110H77V112H78ZM82 111V110H81ZM89 111V110H88ZM125 110H123V112H124ZM129 111V110H128ZM143 112H144V110H142ZM146 111H147V109H146ZM150 111V110H149ZM148 111V112H149ZM151 111H153V110H151ZM156 111V110H155ZM159 111V110H158ZM179 110L177 109V112H178ZM182 111V110H181ZM185 111H187V110H185ZM189 111V110H188ZM195 111V110H194ZM193 111V112H194ZM197 111V110H196ZM196 111H195V113H196ZM199 111V110H198ZM197 111V112H198ZM117 112H119V111H117ZM154 112V111H153ZM161 112V111H160ZM166 112H168V111H166ZM180 112V111H179ZM214 112H216V111H214ZM257 112H259V109H258V111ZM262 112V111H261ZM78 113H81V112H78ZM90 113V112H89ZM93 113V112H92ZM99 113H101V111H99L98 112V114ZM115 113V112H114ZM120 113H121V110H120ZM126 114H128L127 113V109H126V112H125ZM187 113V112H186ZM185 113V114H186ZM199 113H201V112H199ZM210 113H211V111H210ZM210 113H209V116H210ZM213 113V112H212ZM234 113V112H233ZM44 114V113H43ZM82 114V113H81ZM97 114V113H96ZM96 114H95V116H96ZM132 114V113H131ZM130 114V115H131ZM156 115H157V113H155ZM174 114V113H173ZM177 114H179V113H177ZM197 114V113H196ZM219 113H217V115H218ZM61 115H64V116H62V117H64L65 118V120H64V122H61L62 120L60 119V116ZM94 115V114H93ZM103 115V114H102ZM129 115V114H128ZM129 115V116H130ZM152 115H154V114H152ZM151 115V116H152ZM158 115H160L159 114V112H158ZM170 115V114H169ZM169 115L168 116H166V117H169ZM180 115H181V113H180ZM179 115V116H180ZM189 115V114H188ZM204 115H207V113L206 114H204ZM212 115V114H211ZM216 115V116H217ZM239 115V114H238ZM262 115H264V114H262ZM43 116V115H42ZM80 116V115H79ZM104 116V115H103ZM120 116H122V114H120ZM127 116V115H126ZM147 116H148V114H147ZM147 116H145V118L147 117ZM162 116V115H161ZM164 116V115H163ZM171 116H172V112H171ZM171 116H170V118H171ZM194 116V115H193ZM196 116H199V115H196ZM195 116V117H196ZM200 116H201V114H200ZM232 116V115H231ZM261 116V115H260ZM99 117V115H97V118ZM100 117H101V114H100ZM112 117V116H111ZM116 117V116H115ZM143 117V116H142ZM158 117V116H157ZM160 117V116H159ZM166 117L164 116V118L166 119ZM180 117H182V116H180ZM179 117V118H180ZM211 117V116H210ZM79 118V117H78ZM78 118H76V120H77V122H75V126L74 127H71V128H74V129H71L72 131L70 132V134H68L69 136L68 137H66L65 139V144L63 145V146H61V148H60V151H56V152H63V150H64V148H65V146H68V148L70 149V150H72V149H75V148H77L78 149V147L79 146H81V142L82 141H84L85 142V140H86V142H88L87 143V146H88V144H89V142H92V143H90V144H94L95 146H97L98 148H106V151H107V146H105L104 145V143H105V141L108 139L107 137H108V135L105 133L103 136H101V132H99V134H96L98 131H97V128H96V124H97V127H98V123H100V122H98L97 121V119H96V117H93L92 115H90V114H84L83 113V115H81V117H80V120L78 119ZM174 118V117H173ZM177 118V117H176ZM175 118V119H176ZM184 118V117H183ZM189 118V117H188ZM187 118V119H188ZM198 118V117H197ZM197 118H196V120H195V122H197L198 120H197ZM207 118H208V116H207ZM224 118H225V116H224ZM229 118V117H228ZM231 118V117H230ZM233 118V117H232ZM232 118H231V120H232ZM262 118V117H261ZM73 119H74V117H73ZM72 119V120H73ZM101 118H99L98 120H100ZM103 119V118H102ZM154 119V118H153ZM159 119V118H158ZM161 119H162V117H161ZM164 119V120H165ZM194 119V118H193ZM192 118H191V121L193 120ZM210 119V118H209ZM79 120V121H78ZM117 120V119H116ZM125 120V119H124ZM123 120V118H122V121H124ZM129 120H131L132 121V118L131 119H129ZM150 120V119H149ZM148 120V121H149ZM160 120V119H159ZM158 120V121H159ZM167 120H169V119H167ZM167 120H165V121H167ZM174 120V119H173ZM179 120V119H178ZM183 120V119H182ZM184 122L187 124V122H186V119L184 118ZM199 120H200V118H199ZM18 121V120H17ZM151 121V120H150ZM154 122H155V120H153ZM160 121H162V120H160ZM171 121V120H170ZM216 120H214V122H215ZM234 121H235V119H234ZM233 121V122H234ZM240 121V120H239ZM258 121V123H260L259 121L260 120H257ZM256 121V122H257ZM8 122V121H7ZM10 122V121H9ZM8 122V123H9ZM136 122V121H135ZM135 122H134V124H135ZM178 122V121H177ZM209 122V121H208ZM230 122V121H229ZM256 122H255V124H256ZM1 123V122H0ZM72 123V122H71ZM74 123V122H73ZM103 123V122H102ZM115 123V122H114ZM117 123V122H116ZM115 123V124H116ZM152 123V122H151ZM150 123V124H151ZM161 123V122H160ZM166 123V122H165ZM174 123H176V120H175V122ZM179 124H181V123H183V121H181V123H180V120H179V122H178ZM189 123V122H188ZM192 123V122H191ZM202 123V122H201ZM200 123V124H201ZM210 123V122H209ZM217 123V122H216ZM243 123H244V121H243ZM13 124H16V123H13ZM149 124V123H148ZM153 124V123H152ZM169 124H170V122H169ZM179 124L177 125V126H179ZM200 124H198V125H200ZM214 125L215 123H211L209 126H211V125ZM233 124V123H232ZM235 124V123H234ZM102 125V124H101ZM100 125V126H101ZM117 125V124H116ZM138 125H140V123L138 122ZM138 125L136 124L135 126H137L136 128H138L139 129V127H138ZM147 125V124H146ZM153 125H155V124H153ZM153 125H150V126H153ZM165 125V124H164ZM175 125V124H174ZM185 125V124H184ZM187 125H189V124H187ZM192 125H193V123H192ZM195 125H196V123H195ZM224 125H226V124H224ZM242 125V124H241ZM246 125V124H245ZM258 126H259V124H257ZM263 125V126H262ZM14 126V125H13ZM12 126V127H13ZM121 126V128L123 129V127H122V125H120ZM142 126V125H141ZM156 126V125H155ZM169 126V125H168ZM171 126H173V124L172 125H170L169 126V128L171 127ZM186 126V125H185ZM243 126H244V124H243ZM241 127V128H244V127ZM258 126H257V129H258ZM5 127V126H4ZM49 126H47V128H48ZM133 127V126H132ZM131 127V128H132ZM149 127V125L147 126V128ZM165 128H167L166 126H164ZM174 127V126H173ZM194 127V126H193ZM196 127V126H195ZM214 127H215V125L213 126V129H214ZM217 127V126H216ZM261 129H260V131L258 132L259 134H261L260 135V137H262V139L264 140V124L262 123L261 124ZM19 128V127H18ZM23 128V127H22ZM22 128H21V130H22ZM55 128H56V126H55ZM99 128H101L102 129V126L101 127H99ZM119 127H117L116 129H118ZM130 128V129H131ZM141 129H143L142 127H140ZM151 128H153V127H151ZM169 128L168 129H166V130H169ZM186 128V127H185ZM197 128V127H196ZM246 128V127H245ZM245 128H244V130H245ZM260 128V127H259ZM13 129V128H12ZM115 129V130H116ZM129 129V128H128ZM141 129H139V130H141ZM154 129H156V128H154ZM153 129V130H154ZM174 129V128H173ZM188 129V128H187ZM189 129H192V128H189ZM193 129H195V128H193ZM212 129V130H213ZM240 129V128H239ZM248 129V128H247ZM246 129V130H247ZM253 129H254V127H253ZM252 129V130H253ZM256 129V130H257ZM19 130V129H18ZM64 130H66V129H64ZM134 131L136 130V129H133ZM133 130H131V131H133ZM152 130V131H153ZM158 130V129H157ZM170 130H171V128H170ZM185 130V129H184ZM229 132H231V128L229 127ZM241 130V129H240ZM259 130V129H258ZM262 130V131H261ZM16 131H17V129H16ZM47 131H50V130H48L47 129ZM62 131V130H61ZM107 131V130H106ZM113 131V130H112ZM133 131V132H134ZM192 131V130H191ZM194 131H196V129L194 130ZM213 131H215V129L213 130ZM20 132V131H19ZM56 132H59L58 130L56 131ZM68 132V131H67ZM108 132V134H110V132L109 131H107ZM114 132V131H113ZM118 132H119V130H118ZM126 132H127V129H126ZM140 132H142V130L140 131ZM148 132H149V129H148ZM151 132V131H150ZM155 132H157V131H155ZM169 132V131H168ZM171 132V131H170ZM176 132H177V130H176ZM190 132V131H189ZM251 132V131H250ZM257 132H255L256 133V135H257ZM262 132V133H261ZM9 133V132H8ZM11 133V132H10ZM45 133V132H44ZM51 133H53V132H51ZM61 133V132H60ZM59 133V134H60ZM116 131H115V134L114 135H112V144H113V142H115L117 139H115V141H114V139H113V136H115L116 135ZM121 133V132H120ZM128 133V132H127ZM130 133V132H129ZM134 133H136V131L134 132ZM143 133V132H142ZM158 133V132H157ZM164 133V132H163ZM175 133V132H174ZM178 133H182V131L181 132H178ZM199 133V132H198ZM244 133V132H243ZM247 134H249V132H246ZM246 133H244V134H246ZM253 132H251V134H252ZM19 134V133H18ZM54 134V133H53ZM112 134V133H111ZM118 134V133H117ZM132 134V132L130 133V135ZM148 134V133H147ZM155 134V133H154ZM161 134V133H160ZM184 134H185V132H184ZM190 134V133H189ZM240 134H241V132H240ZM258 134V135H259ZM263 134V135H262ZM1 135V134H0ZM30 135V134H29ZM55 135H57V136H59L58 135V133H56ZM55 135H53V136H55ZM120 135V134H119ZM124 135V134H123ZM128 135V134H127ZM143 135V134H142ZM146 135V134H145ZM144 135V136H145ZM171 135V134H170ZM175 135H176V133H175ZM186 135H187V133H186ZM191 135V134H190ZM199 135V134H198ZM197 135V136H198ZM224 135H227L226 133L224 134ZM20 136V135H19ZM44 136H45V134H44ZM47 136V135H46ZM50 136V135H49ZM57 136H55V137H57ZM131 136H133V134L131 135ZM130 136V137H131ZM137 136H139L138 134H137ZM136 136V137H137ZM151 136H153L152 134H150V137ZM155 136H157L156 134H155ZM159 136V135H158ZM165 136H166V134H165ZM169 136V135H168ZM173 136V135H172ZM172 136H170V138L172 137ZM188 136V135H187ZM192 136H195V134L194 135H192ZM201 136V135H200ZM231 136V135H230ZM249 136H251V135H249ZM253 136H255V135H253ZM109 137H111V136H109ZM129 137V138H130ZM134 137H135V135H134ZM133 137V138H134ZM135 137V138H136ZM181 136L179 135V138H180ZM183 137H184V135H183ZM212 137V136H211ZM244 137V136H243ZM247 137V136H246ZM259 137V139L261 140V138ZM12 138V137H11ZM33 138V137H32ZM41 138V137H40ZM120 138V137H119ZM118 138V139H119ZM167 138H169V137H167ZM175 138V137H174ZM178 138V137H177ZM188 138V137H187ZM193 138V137H192ZM197 138H199V136L197 137ZM224 138V137H223ZM228 138H230V137H228ZM258 138V137H257ZM257 138H255V142H257L256 140H257ZM61 139V138H60ZM138 139V138H137ZM140 139H141V137H140ZM143 139V138H142ZM214 139V138H213ZM221 139V138H220ZM224 139H226V137L224 138ZM244 139H246V138H244ZM248 139H249V137H248ZM5 140H7V139H5ZM4 140V141H5ZM44 140L45 139H43V142H44ZM121 140V139H120ZM146 140V139H145ZM149 140V139H148ZM157 140V139H156ZM170 140V139H169ZM183 140H185V138L183 139ZM194 140V139H193ZM230 140V139H229ZM260 140H259V143H260ZM40 143H41V141L40 140H38ZM50 141H52V143L54 142V140H52V138L50 139ZM119 141V140H118ZM125 138H124V144H125ZM135 141V140H134ZM138 141V140H137ZM150 141V140H149ZM158 141H160V140H158ZM158 141H157V143H158ZM173 140H171V142H172ZM178 141V140H177ZM190 141V140H189ZM196 141V140H195ZM198 141V140H197ZM250 141H251V139H250ZM249 141V142H250ZM254 141V140H253ZM253 141H251V142H253ZM9 142V141H8ZM31 142V141H30ZM39 142H37V143H39ZM63 142V141H62ZM122 142V141H121ZM127 142V141H126ZM128 142H130L129 140H128ZM132 142H133V140H132ZM141 142V141H140ZM145 142H147V141H145ZM144 142V143H145ZM151 142V141H150ZM149 142V143H150ZM153 143H154V141H152ZM169 142V141H168ZM184 142V141H183ZM183 142H182V144H183ZM187 142V141H186ZM191 142V141H190ZM200 142V141H199ZM227 142H228V140H227ZM227 142H226V144H227ZM13 144H14V142H12ZM83 143V142H82ZM107 143V142H106ZM117 143V142H116ZM137 143V142H136ZM136 143H134V144H136ZM138 143H139V141H138ZM143 143V142H142ZM161 143V142H160ZM160 143H159V145L158 146H160L161 147V145H160ZM170 143V142H169ZM174 143V142H173ZM173 143H172V145H173ZM176 143V142H175ZM188 143V142H187ZM197 143V142H196ZM196 143H194V144H196ZM216 143V142H215ZM242 143V142H241ZM258 143V142H257ZM263 143V142H262ZM51 144V143H50ZM50 144L48 143V145L50 146ZM74 144H77L76 146L74 145ZM111 143H110V145H112ZM129 144V143H128ZM132 144V143H131ZM141 144V143H140ZM155 144V146H157V144L156 143H154ZM168 144V143H167ZM171 144V143H170ZM169 144V145H170ZM198 144V143H197ZM203 144V143H202ZM247 144H249L248 142H247ZM261 144V143H260ZM8 145V144H7ZM18 145V144H17ZM39 145V144H38ZM37 145V146H38ZM86 145V143H84V145H82V148H83V146H85ZM118 145V144H117ZM137 145V144H136ZM139 145V144H138ZM180 146H181V144H179ZM193 145V144H192ZM192 145H190V148H191V146ZM199 145H200V143H199ZM212 145V144H211ZM221 145L223 146L224 145V142H223V144L221 143ZM250 145H251V143H250ZM252 145H253V143H252ZM251 145V146H252ZM255 145H257V144H255ZM261 145H263V144H261ZM41 146H44V143L43 144H41ZM53 146V145H52ZM94 146V147H95ZM114 146V145H113ZM129 146H130V144H129ZM129 146H127V147H129ZM143 146V145H142ZM142 146H138V149H140V150H138V152H139V154H138V162H137V164L139 163V166H140V168H141V171L143 170L144 171V173H143V175H141L140 177H139V179H135L134 180V182H135V184H138V190H136V189H134V187H130V185H128L131 189V191H132V194H130L129 196H128V193H127V197L125 196L126 194H125V189H124V187L126 186H123V188H120L119 186H118V184H115V185H113L114 187H112V186H110L111 188H112V190H113V194L114 195H105L106 193H104V195L106 196V198H107V200L109 201L108 202V204H110V209H111V207L112 208H115L114 210H116V208L118 207V209H119V214L117 215L118 217H117V219H119V220H121L122 222H123V227L122 228H120L119 226L117 227V225H116V231H114V228L112 227L111 228V230L110 231H112L113 230V232H115V234H114V236L116 237H114L115 239H116V242H115V244L116 245H118L117 247H119V250H120V252L123 254L122 255V257L121 258H119L118 257V254L114 251V249L112 248L113 246H111L110 244H108V245H106V243H109L108 242V240H107V242L105 241V243L103 244H101V243H97V245L98 244H101V245H99V249H98V251L96 252L97 254H98V256H99V260H97L96 261V263L98 262V264H170V263H174L176 260V258L174 257V255L175 254H177L178 252H180L181 251V246L183 247V245H187L188 244V241H191L190 239L189 240H187V238H189V237H187V233H186V231H184L183 229L182 230H180L181 228L180 227H178L177 225H178V222L180 221V219H182L180 216H178V215H181L180 213L178 214L177 212V210H176V206H174L175 204H174V202L175 201H173V199H171L170 198V196L168 195V193L170 192H167V183H165V181H164V179H163V174L161 173V167H160V165L159 164H157V162H153V163H151V164H149V163H147V161L144 159L145 157H146V150L144 151V147H142ZM186 146V145H185ZM195 146V145H194ZM201 146V145H200ZM227 146H228V144H227ZM249 146V145H248ZM259 146V145H258ZM39 147V146H38ZM38 147L36 148L37 150H38ZM46 147V146H45ZM89 147H90V145H89ZM88 147V148H89ZM117 147L118 146H116V149H117ZM132 147V146H131ZM131 147H130V149H131ZM159 147V148H160ZM173 147H175V146H171V148H173ZM193 147V146H192ZM225 147V146H224ZM244 147V146H243ZM245 147H247V146H245ZM260 148L259 149H261V146H259ZM264 147V146H263ZM27 148V147H26ZM34 148V147H33ZM42 148H44V147H42ZM50 148L51 147H49V150H47V151H45V153H49V151H50ZM81 148V147H80ZM80 148H79V150L78 151H80ZM86 148V147H85ZM137 148V147H136ZM146 148V147H145ZM158 148V149H159ZM170 148V149H171ZM180 148V147H179ZM197 148V147H196ZM195 148V149H196ZM251 148V147H250ZM254 148V146L251 148L252 150H254L253 149ZM255 148H256V146H255ZM258 148V147H257ZM36 149H35V151H36ZM45 150H46V148H44ZM48 149V148H47ZM109 149H110V147H109ZM120 149H121V147H120ZM147 149V148H146ZM152 149H153V147H152ZM163 149V148H162ZM167 149V148H166ZM176 149V148H175ZM174 149V150H175ZM221 149H223V148H221ZM226 149V148H225ZM245 149V148H244ZM243 149V150H244ZM17 150V149H16ZM33 150V149H32ZM70 150H68L69 152H70ZM115 150V149H114ZM137 150V149H136ZM156 150V149H155ZM155 150H154V153H155ZM161 150V149H160ZM177 150H179V149H177ZM182 150H184V149H182ZM198 150H200V148L199 149H197V151ZM227 151H229L228 149H226ZM242 150V151H243ZM251 150V151H252ZM263 150V149H262ZM40 151V150H39ZM72 151H75V150H72ZM77 151V150H76ZM75 151V152H76ZM77 151V152H78ZM82 151H86V149L85 150H82ZM111 151V150H110ZM119 151V150H118ZM133 151H134V149H133ZM132 151V152H133ZM159 151V150H158ZM167 151V150H166ZM201 151V150H200ZM224 151V150H223ZM233 151V150H232ZM259 151V150H258ZM31 152H34V151H31ZM30 152V154H32ZM65 152V151H64ZM67 152V151H66ZM68 152V154H72V152H70L69 153ZM109 152V151H108ZM125 153L127 152V151H124ZM128 152H130V151H128ZM137 152V153H138ZM157 152V151H156ZM172 152V151H171ZM177 152V151H176ZM188 152V151H187ZM194 152V151H193ZM255 151H253V153H254ZM256 152H257V150H256ZM47 153V154H48ZM53 153V152H52ZM136 153V154H137ZM148 153V152H147ZM151 153H152V151H151ZM150 153V154H151ZM153 153V154H154ZM226 153V152H225ZM243 152H241V154H242ZM244 153H245V151H244ZM243 153V155H247V154H244ZM250 153V152H249ZM248 153V154H249ZM252 153V154H253ZM16 155H19V154H17V151H16V153H15ZM63 154H65V153H63ZM86 154H87V152H86ZM109 154V153H108ZM128 154V153H127ZM136 154H135V156H136ZM159 154V153H158ZM170 154V153H169ZM180 154V153H179ZM188 154V153H187ZM191 154H194V153H191ZM190 154V155H191ZM201 154V153H200ZM204 154H206V153H204ZM209 154H211V153H209ZM218 154V153H217ZM221 154H223V153H221ZM256 154V153H255ZM254 154V155H255ZM261 154H262V152H261ZM264 154V153H263ZM262 154V155H263ZM42 155V154H41ZM45 155V154H44ZM56 155V154H55ZM58 155V154H57ZM57 155L55 156L56 158H57ZM88 155V154H87ZM102 155V153L99 155V156H101ZM110 155H114L113 154V152L110 154ZM148 155V154H147ZM157 155V154H156ZM184 155H185V153H184ZM189 155V154H188ZM197 155H199V154H197ZM226 155H228V154H226ZM34 156V155H33ZM58 156H60V155H58ZM67 156V155H66ZM98 156V157H99ZM117 156H118V153H117ZM117 156H116V158H117ZM123 156H124V154H123ZM130 156H131V154H130ZM130 156H128L129 158H130ZM133 156H134V154H133ZM248 156V155H247ZM259 156H260V154H259ZM54 157V158H55ZM85 157V156H84ZM114 157V156H113ZM132 157V156H131ZM153 159H152V161H154V157H155V155L154 156H151ZM166 157V156H165ZM169 157H171V156H169ZM185 157H187V156H185ZM189 157V156H188ZM199 157V156H198ZM203 157V156H202ZM241 157V156H240ZM246 157V156H245ZM244 157V159H245V162L243 163V165H242V162H236L237 164V170H238V168H241L240 170H243V171H245L248 167V164H249V162L252 164V162L254 161L250 156H248V157H246L245 158ZM255 157V156H254ZM253 157V158H254ZM262 157V156H261ZM28 158H30L29 156H28ZM39 158V157H38ZM62 158V157H61ZM107 158H108V156H107ZM110 158V157H109ZM159 158H161V157H159ZM181 158V157H180ZM32 159V158H31ZM83 159H85V158H83ZM100 159H101V157H100ZM112 159V157L110 158V160ZM114 159V158H113ZM113 159L111 160V161H113ZM162 159V158H161ZM161 159H160V161H161ZM170 159V158H169ZM182 159V158H181ZM181 159H179L180 161H181ZM199 159V158H198ZM201 159V158H200ZM199 159V160H200ZM205 159V158H204ZM237 159V158H236ZM248 159V160H247ZM255 159L259 162V160L257 159V155H256V157H255ZM260 159H263V157L262 158H260ZM9 160H10V158H9V155H8V153H7V151L5 150V148L0 144V178L3 176V175H11L12 173H15V170L13 169V167H12V165H11V163L9 162ZM86 160V159H85ZM87 160H90L89 158H87ZM86 160V161H87ZM120 160H121V158H120ZM148 160V159H147ZM157 160V159H156ZM187 160H189V158L187 159ZM197 160V159H196ZM198 160V161H199ZM242 160V159H241ZM240 160V161H241ZM251 160H253V161H251ZM84 161V160H83ZM197 161V162H198ZM206 161V160H205ZM212 161V160H211ZM218 161H219V159H218ZM237 161V160H236ZM262 161V160H261ZM85 162V161H84ZM98 162V161H97ZM96 162V163H97ZM163 162V161H162ZM165 162V161H164ZM166 162H167V160H166ZM165 162V163H166ZM181 162H183V160L181 161ZM199 162H201L202 163V160L201 161H199ZM204 162V161H203ZM216 162V161H215ZM214 162V165L216 164ZM220 162V161H219ZM256 162V161H255ZM25 163V162H24ZM35 163V162H34ZM52 163V162H51ZM102 163V162H101ZM113 163H115L114 161H113ZM130 163V162H129ZM128 163V164H129ZM164 163V164H165ZM173 163V162H172ZM192 163V162H191ZM190 162H189V164H191ZM195 163H196V161H195ZM194 163V164H195ZM260 163V162H259ZM123 164H125V163H123ZM122 164V165H123ZM127 164V165H128ZM160 164H161V162H160ZM206 164H208V163H206ZM212 164V163H211ZM221 164V163H220ZM18 165V164H17ZM36 165V164H35ZM38 165H39V162H38ZM105 165V164H104ZM113 165V164H112ZM115 165V164H114ZM162 165H163V163H162ZM161 165V166H162ZM174 165V164H173ZM184 164L182 163V166H183ZM198 165V164H197ZM197 165H195L194 167H196ZM204 165V164H203ZM250 165V164H249ZM88 166V165H87ZM100 166H101V164H100ZM191 166V165H190ZM192 166H193V164H192ZM191 166V167H192ZM201 166V165H200ZM222 166V165H221ZM252 166V165H251ZM258 166H260V164L258 165ZM40 167V166H39ZM86 167V166H85ZM93 167V166H92ZM91 167V171H92V169H94V167L92 168ZM112 167V166H111ZM111 167L109 168V169H111ZM124 167H125V165H124ZM162 167H166V166H162ZM174 167V166H173ZM189 167V166H188ZM202 167V166H201ZM211 167V166H210ZM216 167V166H215ZM218 167V166H217ZM247 167V168H246ZM16 168V167H15ZM21 168H23V166L21 167ZM20 168V169H21ZM33 168H34V165H33ZM88 168V167H87ZM98 168V167H97ZM104 167H102V169H103ZM128 167L126 166V169H127ZM167 168H169V166L167 167ZM183 168V167H182ZM197 168V167H196ZM204 168H205V166H204ZM203 168V169H204ZM224 168V167H223ZM235 168V167H234ZM260 169H261V167H259ZM34 169H38V166L36 165V168H34ZM34 169H32V171L34 170ZM40 169V168H39ZM101 169V168H100ZM129 169V168H128ZM138 169H139V167H138ZM163 169H165V168H163ZM191 169V168H190ZM195 169V168H194ZM202 169V170H203ZM208 169H209V166H208ZM226 169V168H225ZM25 170V169H24ZM52 170V169H51ZM88 170V169H87ZM87 170H85V172H87L86 174H89L88 173V171ZM98 170V169H97ZM96 170V171H97ZM113 170V169H112ZM122 170V169H121ZM130 170V169H129ZM133 170V169H132ZM131 170V171H132ZM168 170V169H167ZM202 170H201V172H202ZM206 170V169H205ZM217 170V169H216ZM235 170V169H234ZM262 170V169H261ZM260 170V171H261ZM34 171H36V170H34ZM33 171V172H34ZM38 171V170H37ZM59 171H60V176L64 179V180H66V181H69V180H71L75 175H76V169L74 168V167H70V166H68V167H66V168H63V167H61L60 169H59ZM90 171V173H92ZM128 171V170H127ZM126 171V172H127ZM136 171H138V170H136ZM142 171V172H143ZM164 171V170H163ZM165 171H166V169H165ZM183 171H185L186 172V170H183ZM192 171V170H191ZM209 171L210 170H207L206 171V173L208 172L209 173ZM227 171H228V169H227ZM233 171V170H232ZM231 171V174L229 175V176H231V182H234V186H235V184L237 183L238 184V181H237V176H238V172H237V174H235L234 172H232ZM81 172V171H80ZM100 172V171H99ZM104 172H106V171H104ZM111 172V171H110ZM133 172V171H132ZM184 172V173H185ZM193 172V171H192ZM191 172V173H192ZM196 172V169H195V171L193 172V173H195ZM197 172H199V171H197ZM205 172V171H204ZM262 172H264V171H262ZM26 173V172H25ZM25 173H23V171L22 170H20V171H18V174H19V176L20 175H26ZM29 173H30V171H29ZM35 173V172H34ZM33 173V174H34ZM84 173V172H83ZM95 173V172H94ZM98 173V172H97ZM135 173V172H134ZM139 173V172H138ZM137 173V174H138ZM166 173V172H165ZM169 173V172H168ZM31 174V173H30ZM100 174H102V173H100ZM109 174V173H108ZM113 174V173H112ZM112 174H111V176H112ZM116 174H117V172H116ZM116 174L115 175H113V176H116ZM125 174V173H124ZM136 174V173H135ZM171 174V173H170ZM200 174V173H199ZM202 174V173H201ZM200 174V175H201ZM204 174V173H203ZM209 174H211V173H209ZM216 174V173H215ZM227 174H228V172H227ZM226 174V175H227ZM242 174V173H241ZM261 174V173H260ZM17 175V174H16ZM29 175V174H28ZM35 175V174H34ZM92 175V174H91ZM166 175H168V174H166ZM186 175V174H185ZM192 175V174H191ZM205 175V174H204ZM18 176V175H17ZM16 176V178L17 179H19V176L17 177ZM27 176V175H26ZM26 176H23V177H26ZM112 176V177H113ZM119 175H117V177H118ZM123 176V175H122ZM136 177H138L137 175H135ZM175 176H177V173H175ZM180 176V175H179ZM203 176V175H202ZM224 176V175H223ZM228 176V175H227ZM242 176H244V175H242ZM264 176V175H263ZM93 177V176H92ZM169 177V176H168ZM206 177H207V175H206ZM205 176L203 177V179H204V182H206L205 181V178H206ZM15 178V177H14ZM15 178V181L13 182H11L12 184L11 185H13V186H15L16 185V181H17V179ZM42 178V177H41ZM121 178V177H120ZM126 178V177H125ZM181 178V177H180ZM198 178V177H197ZM201 178V177H200ZM208 179H209V177H207ZM212 178V177H211ZM222 178V177H221ZM220 178V179H221ZM226 178V177H225ZM243 178V177H242ZM259 178V177H258ZM9 179V178H8ZM33 180V175H31V176H29V177H26V179H24V181H28V183H27V186L28 185H30V181H32ZM43 179V178H42ZM41 179V180H42ZM97 179V178H96ZM108 179V178H107ZM118 179V178H117ZM134 179V178H133ZM175 179H177V177L175 178ZM193 179H196V177L195 178H193ZM214 179V178H213ZM212 179V183H213V180ZM229 179H230V177H229ZM244 179V178H243ZM20 180H21V178H20ZM106 180V179H105ZM119 180V179H118ZM121 180V179H120ZM168 180H171L170 178L168 179ZM183 180V179H182ZM187 180H190L189 178H187L186 179V181ZM207 180V179H206ZM224 180V179H223ZM223 180H222V182H223ZM226 180V179H225ZM224 180V181H225ZM40 181V180H39ZM38 181V182H39ZM48 181V180H47ZM52 181V180H51ZM92 181V180H91ZM99 181V180H98ZM101 181V180H100ZM132 180H130L129 182H130V184H133L132 182H131ZM208 181V180H207ZM216 181V180H215ZM214 181V182H215ZM111 182V181H110ZM116 182V181H115ZM170 182H172L173 183V179L170 181ZM180 182H181V180H180ZM188 182V181H187ZM218 182V181H217ZM221 182V181H220ZM228 181H226L225 183H227ZM263 182H264V180H263ZM2 183V182H1ZM0 183V264H16V262L14 261L15 259H16V257L18 256V254L19 253H27V252H32V251H30V250H32V249H36L38 246V244L36 243V241L35 240H32V237H36L38 234H40L43 230L41 229L42 228V226H45V225H42V222L40 223L41 224V227H39V226H37V225H35V224H32V221H33V219L35 218V217H37V216H32V214L29 216V223L27 224L26 223V221L28 220V219H21V221H20V223H18V225H13L12 224V222H11V220H12V216L10 217V216H7L5 213L6 212H8V211H10V208L11 209H13V207H14V205L21 199V197H22V193L23 192H25L26 190H27V187H21V186H18V189H17V191L15 192V193H13V191H12V187L13 186H11L10 188H8V189H6V191H4L3 190V185ZM18 183V182H17ZM45 183V182H44ZM48 183H49V181H48ZM54 183V182H53ZM100 183V182H99ZM102 183V182H101ZM123 182H121V184H122ZM175 183V182H174ZM177 183L179 184V182L177 181ZM182 183V182H181ZM189 183V186H190V182H188ZM199 183V182H198ZM224 183V184H225ZM15 184V185H14ZM42 184V183H41ZM51 184V183H50ZM49 184V185H50ZM90 184H92V183H90ZM124 184V183H123ZM125 184H126V180H125ZM129 184V183H128ZM134 184V185H135ZM167 184V185H166ZM195 184V183H194ZM202 184V183H201ZM204 184V183H203ZM207 184H208V182H207ZM210 184V183H209ZM208 184V185H209ZM215 184V183H214ZM218 184V183H217ZM217 184H215V185H217ZM19 185H20V183H19ZM54 185V184H53ZM94 185V184H93ZM93 185H90L91 186V188H92V186ZM96 186H97V184H95ZM109 185V184H108ZM112 185V184H111ZM172 185V184H171ZM183 185H184V183H183ZM229 185V184H228ZM256 185V184H255ZM263 185V183H261V186ZM5 186H6V184H5ZM17 186V185H16ZM16 186H15V188H16ZM25 186V185H24ZM47 186H48V184H47ZM89 186V185H88ZM96 186H94V187H96ZM121 186V185H120ZM173 186H174V184H173ZM175 186H176V184H175ZM222 186V185H221ZM230 186V185H229ZM233 186V187H234ZM80 187V186H79ZM110 187H108V188H110ZM117 187V188H116ZM181 187V186H180ZM215 187H218V185L217 186H215ZM215 187H214V190H215ZM48 188V187H47ZM50 188V187H49ZM67 188V187H66ZM99 188V187H98ZM110 188V189H111ZM168 188H169V186H168ZM186 188V187H185ZM198 188V187H197ZM207 188V187H206ZM226 189H228L229 187L226 185V187H225ZM261 188V187H260ZM89 188H87V190H88ZM92 189H94V188H92ZM134 189V190H133ZM172 189H173V187H172ZM178 189V188H177ZM199 189H200V187H199ZM224 189V188H223ZM231 190H232V188H230ZM229 189V191L227 190V192H229V194H231L230 193V190ZM235 189V188H234ZM234 189H233V191H234ZM259 189V188H258ZM262 189H263V187H262ZM50 190V189H49ZM58 190V189H57ZM111 190V191H112ZM129 190V191H130ZM173 190H175V187H174V189ZM192 190V189H191ZM201 190V189H200ZM206 190V189H205ZM208 190H211V189H208ZM212 190H213V188H212ZM211 190V191H212ZM220 190H222V187H221V189ZM261 190V189H260ZM264 190V189H263ZM46 191V188H44V186H41L40 184L38 185V184H36L35 186H34V188L32 189V191L30 192V197L33 199V198H37V200L38 201H40V199H41V195L42 196H44L45 195V192ZM59 191V190H58ZM61 191V190H60ZM65 191H67V190H65ZM110 191V192H111ZM182 191V190H181ZM207 191V190H206ZM210 191V192H211ZM226 191V190H225ZM232 191V193H234ZM244 190L243 189H241L240 190V192H239V196H238V200L239 201H243L244 200V192H243ZM61 192H63V191H61ZM83 192V191H82ZM90 192V191H89ZM92 192V191H91ZM97 192V191H96ZM96 192H94V190H93V193H96ZM173 192H175V191H173ZM209 192V193H210ZM212 192H214V191H212ZM216 192H218V189L215 191V193ZM223 192H224V190H223ZM226 192V193H227ZM260 192V193H259ZM40 193H41V195H40ZM71 193H72V191H71ZM88 193V192H87ZM179 193V192H178ZM183 193V192H182ZM219 193V192H218ZM217 193V194H218ZM220 193H221V191H220ZM257 193H259V195L261 194V191H258ZM256 193V194H257ZM263 193H264V191H263ZM263 193H262V196H258V197H263ZM44 194V195H43ZM63 194V193H62ZM70 194V193H69ZM68 194V195H69ZM111 194H112V192H111ZM185 194V193H184ZM194 194V193H193ZM212 194V193H211ZM214 194V193H213ZM238 194V193H237ZM83 195V194H82ZM88 195H89V193H88ZM91 195V194H90ZM100 195V194H99ZM102 196H103V194H101ZM179 195V194H178ZM177 195V196H178ZM183 195V194H182ZM181 195V196H182ZM200 195H201V193H200ZM206 195V194H205ZM220 195V194H219ZM58 196V195H57ZM63 196H65V194L63 195ZM62 196V199H64V197ZM78 196V195H77ZM95 196H96V194H95ZM101 196V197H102ZM171 196H173V195H171ZM180 196V195H179ZM184 196H186V195H184ZM207 196V195H206ZM211 196V195H210ZM216 196V195H215ZM223 195H221V197H222ZM227 196V195H226ZM49 197V196H48ZM100 197V198H101ZM209 197V196H208ZM212 197V196H211ZM224 197V196H223ZM228 197H230L229 195H228ZM256 197V196H255ZM84 198V197H83ZM174 198V197H173ZM183 198V197H182ZM187 198V197H186ZM203 198V197H202ZM206 198V197H205ZM225 198V197H224ZM254 198V197H253ZM252 198V199H253ZM34 199V200H35ZM72 199V198H71ZM105 199V198H104ZM177 199H178V197H177ZM208 199V198H207ZM214 199H215V197H214ZM217 199V198H216ZM226 199V198H225ZM264 199V198H263ZM175 200V199H174ZM184 200V199H183ZM183 200H181V201H183ZM205 200V199H204ZM210 200V199H209ZM209 200H207V201H209ZM218 201L220 200V199H217ZM222 200V199H221ZM234 200V199H233ZM261 200V198L259 199V201ZM36 201V200H35ZM41 201H43V200H41ZM80 201V200H79ZM97 201H99V200H97ZM106 201V200H105ZM212 201H213V199H212ZM225 201V200H224ZM223 200H222V202H224ZM253 201V200H252ZM252 201H251V203H252ZM37 202V201H36ZM91 202V201H90ZM101 202V201H100ZM204 202V201H203ZM210 202V201H209ZM216 202V201H215ZM226 204L228 205V200H226ZM244 202V201H243ZM258 202V201H257ZM260 202H262V204H263V201H260ZM26 203V202H25ZM38 203H40V202H38ZM77 203V202H76ZM88 203V202H87ZM86 203V204H87ZM197 203V202H196ZM207 203V202H206ZM205 203V204H206ZM213 203V202H212ZM239 204H240V202H238ZM255 203V202H254ZM40 204H42L41 205V210H42V206H44L43 205V202L42 203H40ZM48 204V203H47ZM80 204V203H79ZM86 204H84V205H86ZM101 204H103V203H101ZM210 204V203H209ZM219 204V203H218ZM222 204V203H221ZM225 204V205H226ZM32 206H33V203L31 204ZM36 205H37V203H36ZM73 205H74V202H73ZM83 205V206H84ZM91 205V204H90ZM93 205V204H92ZM95 205V204H94ZM93 205V206H94ZM96 205H98V204H96ZM95 205V206H96ZM100 205V204H99ZM183 205V204H182ZM211 205H213V204H211ZM210 205V206H211ZM215 205V204H214ZM213 205V206H214ZM230 205V204H229ZM229 205L227 206V208L229 207ZM235 205H237V204H235ZM255 205V204H254ZM261 205V204H260ZM22 206V205H21ZM23 206H24V203H23ZM35 206V205H34ZM33 206V207H34ZM38 207H40L39 205H37ZM78 206V205H77ZM86 206H88V205H86ZM101 206V205H100ZM108 206V205H107ZM186 206V205H185ZM213 206H212V208H213ZM219 206V205H218ZM234 206V205H233ZM36 207V206H35ZM47 207V206H46ZM75 207V206H74ZM109 207V206H108ZM184 207V206H183ZM188 207H189V204H188ZM200 207H201V205H200ZM204 207V206H203ZM203 207H201L200 208V210L202 211V209H203ZM220 207V206H219ZM240 207V206H239ZM24 208V207H23ZM45 208V207H44ZM44 208H43V210H44ZM92 208V207H91ZM185 208H187V207H185ZM191 209H192V207H190ZM189 208V209H190ZM205 208V207H204ZM208 208H209V206H208ZM222 207H220V209H221ZM238 208V207H237ZM262 209H263V207H261ZM69 209V208H68ZM89 209V208H88ZM211 208H209V210H210ZM223 209V208H222ZM225 209V208H224ZM223 209V210H224ZM231 209V208H230ZM233 209H235V211L237 210L236 209V207H234ZM77 210V209H76ZM83 210H84V208H83ZM94 210V209H93ZM187 210H188V208H187ZM205 210V209H204ZM212 210V209H211ZM227 210V209H226ZM245 210V209H244ZM69 211V210H68ZM78 211V210H77ZM85 211V210H84ZM87 211V210H86ZM86 211L85 212H83V213H86ZM113 211V210H112ZM118 211V210H117ZM201 211L199 212V213H201ZM208 211V210H207ZM206 210H205V212H207ZM217 211V210H216ZM232 211V210H231ZM11 212V211H10ZM95 212H97V210L95 211ZM99 212H100V210H99ZM113 212H115V211H113ZM187 212V211H186ZM218 212H219V210H218ZM228 213H229V211H227ZM232 212H234V211H232ZM262 212V211H261ZM260 212V214H262ZM9 213V212H8ZM7 213V214H8ZM60 213V212H59ZM59 213H56V215L57 214H59ZM79 213H81L80 214V216L82 215V209H81V211H80V209H79V212H78V214H76L77 216L79 215ZM87 213H88V211H87ZM86 213V214H87ZM90 214H93L92 212H89ZM98 213V212H97ZM112 213V212H111ZM188 213V212H187ZM186 213V214H187ZM208 213H211V211H209ZM216 213V212H215ZM214 213V214H215ZM220 213H222L221 212V210H220ZM220 213H218V214H220ZM234 213H236V212H234ZM67 214H69V212L67 213ZM113 214V213H112ZM213 214V213H212ZM217 214V215H218ZM242 214V213H241ZM244 214V213H243ZM264 214V213H263ZM38 215V214H37ZM60 215H62V214H60ZM115 215V214H114ZM202 215H203V212H202ZM27 216V217H28ZM42 216V215H41ZM58 216V215H57ZM96 217H97V215H95ZM110 216H112V215H110ZM192 216V215H191ZM195 216V215H194ZM208 216V215H207ZM206 216V217H207ZM214 216H216V215H214ZM220 216H221V214H220ZM245 216V215H244ZM25 217V216H24ZM56 217V216H55ZM60 217V216H59ZM59 217H57V218H59ZM68 217V216H67ZM67 217H66V219H67ZM87 217H89L88 215H87ZM95 217V218H96ZM179 217H180V219H179ZM196 217V216H195ZM204 217V216H203ZM232 217V216H231ZM262 217V216H261ZM42 218V217H41ZM56 218V219H57ZM61 218V217H60ZM59 218V219H60ZM77 218H79V216L77 217ZM84 218H86V217H84ZM92 217H90L89 219H91ZM113 218H115V217H112V220H113ZM191 218V217H190ZM193 218V217H192ZM205 218V217H204ZM209 218H211V217H209ZM219 218V217H218ZM221 218V217H220ZM224 218H226V217H224ZM223 218V219H224ZM246 218V217H245ZM63 218H61L59 221H61ZM80 219V218H79ZM88 219V218H87ZM88 219V220H89ZM117 219H116V221H117ZM187 219H188V216H187ZM206 219V218H205ZM213 219V218H212ZM260 219H263V217L262 218H260ZM68 220V219H67ZM78 220V219H77ZM84 220H86V219H84ZM83 220V221H84ZM99 220V219H98ZM189 220V219H188ZM193 220V219H192ZM226 220V219H225ZM258 220H259V218H258ZM257 220V222L256 221H254V222H256V224L255 225H253V227L252 228H250L251 229V231L249 230V233H250V237H249V234H247L246 233V235H247V237L248 238H250V239H247L246 240V238H245V240L247 241V242H249V243H251L249 246L252 248V247H254V248H249L250 250H254V251H250V252H253L252 254H255L254 255V257H258L259 259L261 258V256H264V228L262 227V225L260 224V222ZM264 220V219H263ZM43 221V220H42ZM81 221V220H80ZM183 221V220H182ZM182 221H180L179 223H181ZM191 221V220H190ZM194 221V223H195V220H193ZM206 221V220H205ZM209 221H210V219H208V223H209ZM215 221V220H214ZM218 221H219V219H218ZM224 221V220H223ZM227 221V220H226ZM44 222V221H43ZM76 222H79V221H76ZM112 222H114V223H116L115 222V220L114 221H112ZM118 222V221H117ZM220 222H221V220H220ZM49 223V222H48ZM188 223V222H187ZM206 223H207V221H206ZM212 223H214L213 221H212ZM216 223V222H215ZM214 223V224H215ZM224 223V222H223ZM230 223V222H229ZM243 223V222H242ZM263 223V222H262ZM43 224H46V222L45 223H43ZM52 224H54L55 225V222H53ZM52 224H51V226H52ZM183 224V223H182ZM181 224V225H182ZM190 224H192V221H191V223L189 222V225ZM210 224V223H209ZM219 224H221V223H219ZM49 225V224H48ZM53 225V226H54ZM115 225V224H114ZM227 225V224H226ZM229 225V224H228ZM50 226V227H51ZM53 226H52V229H53ZM56 226H57V224H56ZM185 226V225H184ZM183 225H182V227H184ZM192 226V225H191ZM199 226H200V224H199ZM214 226V225H213ZM216 227H217V225H215ZM47 227V226H46ZM110 227V226H109ZM193 228H191L192 229V233H193V235H196L197 236V239L198 240H202L203 241V239H202V235H201V231H200V229L195 225V227L194 226H192ZM209 227V226H208ZM220 227H221V225H220ZM222 227H223V224H222ZM225 227H227L228 228V226H225ZM48 228V227H47ZM61 228V227H60ZM177 228H180V229H177ZM189 228V229H190ZM212 228V227H211ZM226 228V229H227ZM13 229H17L16 230V232H12L11 230H13ZM40 229L42 230L41 232H39L40 231ZM43 229L45 230V231H47V229L45 228V227H43ZM55 229V228H54ZM99 229V228H98ZM110 229V228H109ZM186 230H187V228H185ZM213 229V231H214V228H212ZM211 229V230H212ZM220 229V228H219ZM218 229V230H219ZM222 229V228H221ZM226 229H224V230H226ZM230 229V228H229ZM60 230V229H59ZM59 230H58V232H59ZM216 230V229H215ZM232 230V229H231ZM55 231H57V229H55ZM101 231H103V230H101ZM209 231V230H208ZM229 231V234L228 235H231L230 234V230H228ZM233 231V230H232ZM238 231V230H237ZM39 232V233H38ZM61 232H62V230H61ZM113 232H104L105 234H106V236L108 237V236H110L111 234H113ZM188 232V231H187ZM212 232V231H211ZM224 232V231H223ZM222 232V233H223ZM240 232V231H239ZM246 232V231H245ZM49 233H51L50 231H49ZM90 233V232H89ZM103 233V232H102ZM61 234V233H60ZM60 234H58V236L60 235ZM189 234V233H188ZM209 234V233H208ZM220 234H221V232H220ZM224 234V233H223ZM227 234V233H226ZM41 235H42V233H41ZM45 235V234H44ZM48 235H50V234H48ZM47 235V236H48ZM53 235V234H52ZM55 235H56V233H55ZM213 235V234H212ZM227 235V236H228ZM240 235V234H239ZM242 235V234H241ZM54 236V235H53ZM57 236V237H58ZM91 236V235H90ZM101 236V235H100ZM105 236V237H106ZM113 236V235H112ZM112 236H110V237H112ZM196 236H195V238H196ZM222 236V235H221ZM41 237V236H40ZM55 237V236H54ZM57 237H55V238H57ZM60 237V236H59ZM74 237V236H73ZM224 237H226L225 236V234H224ZM224 237H220L221 239H223ZM235 237V236H234ZM47 237H45V239H46ZM50 238V237H49ZM49 238H47V240H49ZM109 238V237H108ZM214 238H215V244H219V245H216V248H214L215 249V251H217V252H219V251H222L223 249H224V243H223V241H221V240H219V238H218V233H217V231H216V234H214ZM58 239V238H57ZM61 239V238H60ZM63 239V238H62ZM97 239V238H96ZM114 239V240H115ZM212 239V238H211ZM225 239V238H224ZM227 239H228V237H227ZM229 239H231V236H230V238ZM228 239V240H229ZM232 239H234L235 240V238H233L232 237ZM241 239V238H240ZM239 239V240H240ZM40 240V239H39ZM59 240V239H58ZM74 240V239H73ZM228 240H226V241H228ZM234 240H232V241H230V242H232L233 243V241ZM41 241H42V239H41ZM46 241V240H45ZM44 241V242H45ZM63 241V240H62ZM66 241H67V239H66ZM76 241V240H75ZM195 241V240H194ZM43 242V241H42ZM44 242H43V244H44ZM48 242H50V241H48ZM53 242V241H52ZM77 243H78V241H76ZM76 242H75V244H76ZM88 242V241H87ZM91 242V241H90ZM96 242L97 241H95L94 242V245H93V243H91V245L92 246H95V244H96ZM103 242V241H102ZM244 242V241H243ZM57 243V242H56ZM60 243V242H59ZM66 243L67 242H65V244L63 245V243H61V245H63V246H65L66 245ZM84 243H86L85 241H84ZM197 243H199V242H197ZM201 243V242H200ZM203 243V242H202ZM208 243H209V241H208ZM212 243V242H211ZM248 243V244H249ZM254 243V245H252ZM42 244V245H43ZM58 244V243H57ZM74 244V245H75ZM194 244V243H193ZM192 244V246L194 247V245ZM228 244V243H227ZM230 244V243H229ZM245 244H246V242H245ZM51 245V244H50ZM50 245H48L47 244V248H50ZM59 245V244H58ZM67 245H68V243H67ZM78 245V244H77ZM86 245V247H87V243L85 244ZM91 245H88L89 247L91 246ZM189 245V244H188ZM199 244H197V246H198ZM201 245V244H200ZM202 245H204V243L202 244ZM232 245V244H231ZM230 245V246H231ZM44 246V245H43ZM45 246H46V244H45ZM69 246V245H68ZM67 246V247H68ZM73 246V245H72ZM76 246V245H75ZM196 246V247H197ZM209 246V245H208ZM59 247H61V246H59ZM66 247V248H67ZM76 247H78V246H76ZM75 247V248H76ZM86 247H85V249H86ZM89 247H87V248H89ZM97 247V246H96ZM189 247V246H188ZM226 247H228V245L226 246ZM240 247L241 248H243L241 245H240ZM247 247V246H246ZM64 248V247H63ZM75 248H74V250H75ZM212 248V247H211ZM210 248V249H211ZM233 248H235L234 246H233ZM244 248H245V246H244ZM62 249V248H61ZM68 249H70V248H68ZM71 249H72V247H71ZM93 250H94V248H92ZM130 249H132L133 250V252L131 253L130 252ZM189 249H190V247H189ZM189 249H187V250H189ZM193 249V248H192ZM228 249V248H227ZM237 249H239V247L237 248ZM246 249H248V247L246 248ZM245 249V250H246ZM39 250H40V248H39ZM42 250V249H41ZM63 250V249H62ZM64 250H65V252L67 251L65 248H64ZM73 250V251H74ZM87 250V249H86ZM96 250H97V248H96ZM187 250H186V252H187ZM194 250V249H193ZM203 250V252L204 253H207V252H209L208 251V249H207V247L204 245L203 247H202V249H201V251ZM242 250V249H241ZM37 251V250H36ZM59 251V250H58ZM83 250L81 249V252H82ZM183 251V250H182ZM185 251V250H184ZM214 251V252H215ZM231 251V250H230ZM230 251H228V252H230ZM233 251H236V250H233ZM238 251V250H237ZM247 252H248V250H246ZM79 252V251H78ZM89 252V249H88V251H87V253ZM94 252H95V250H94ZM191 252V251H190ZM195 252L196 251H194V254H195ZM203 252H202V254H203ZM239 252V251H238ZM45 253H46V251H45ZM74 253V252H73ZM182 253H184V252H182ZM198 253V252H197ZM227 253V252H226ZM236 253V252H235ZM243 253V252H242ZM30 254L31 253H29L28 254V257L30 256ZM33 254H35V253H33ZM33 254H31V256L33 257L34 255ZM66 254V253H65ZM72 254V253H71ZM76 254V253H75ZM74 254V255H75ZM89 254H90V252H89ZM96 254V255H97ZM181 254V253H180ZM193 254V255H194ZM208 254V253H207ZM206 254V255H207ZM211 254H213V253H211ZM244 254V253H243ZM242 254V255H243ZM19 255H21V254H19ZM39 255H41V253L39 254ZM47 255V254H46ZM87 255V254H86ZM203 255H205V254H203ZM202 255V256H203ZM206 255H205V257H206ZM219 255V254H218ZM222 255H224L223 253H222ZM227 255H228V253H227ZM233 255V254H232ZM23 256V255H22ZM21 256V257H22ZM42 256V255H41ZM48 256V255H47ZM79 256V255H78ZM85 256V255H84ZM120 256V255H119ZM208 256V255H207ZM214 256V255H213ZM225 256V255H224ZM248 256V255H247ZM249 256H251V255H249ZM253 256V255H252ZM23 257H25V256H23ZM27 257V258H28ZM94 257V256H93ZM193 257V256H192ZM204 257V258H205ZM229 257V256H228ZM232 257V256H231ZM233 257H235V255H233ZM254 257H252L253 259H254ZM26 258V257H25ZM31 258V257H30ZM49 258V257H48ZM198 258H199V256H198ZM209 258V257H208ZM63 259V258H62ZM80 259V258H79ZM177 259H179V258H177ZM188 259V258H187ZM200 259V258H199ZM198 259V260H199ZM209 259H211V258H209ZM217 259V258H216ZM223 259H224V257H223ZM230 259V258H229ZM239 259V258H238ZM250 259V258H249ZM257 259V258H256ZM261 259H263L264 260V257L263 258H261ZM74 260V259H73ZM180 260V259H179ZM189 260H190V258H189ZM204 260H206V259H204ZM222 260V259H221ZM225 260V259H224ZM233 260V259H232ZM236 260V259H235ZM263 260H261V262H263ZM18 261V260H17ZM61 262H58L57 264H67V262H65V260L64 261H62V260H60ZM69 261V260H68ZM182 261V260H181ZM187 261V260H186ZM185 261V262H186ZM191 261V260H190ZM201 261V260H200ZM209 261V260H208ZM214 261H216V260H214ZM227 261H228V258H227ZM234 261V260H233ZM253 261V260H252ZM23 262V261H22ZM54 262V261H53ZM180 262V261H179ZM204 262V261H203ZM210 262H212L211 260H210ZM209 262V263H210ZM222 262V261H221ZM224 262V261H223ZM230 262V261H229ZM236 262V261H235ZM240 262V261H239ZM242 262V261H241ZM254 262V261H253ZM257 262V261H256ZM176 263H178L177 261H176ZM188 263H189V261H188ZM192 263H193V261H192ZM198 263H199V261H198ZM197 263V264H198ZM201 264H204V263H202V261L200 262ZM74 264H77L76 262L74 263ZM179 264V263H178ZM194 264H196V263H194ZM211 264H213V263H211ZM218 264H219V262H218ZM226 264H228V263H226ZM236 264V263H235ZM242 264V263H241ZM251 264V263H250ZM256 264H258V262L256 263ZM261 264V263H260Z\"/></svg>",
	"mask_w": 264,
	"mask_h": 264
},
{
	"label": "water",
	"instance_id": "3",
	"mask_svg": "<svg viewBox=\"0 0 264 264\" xmlns=\"http://www.w3.org/2000/svg\"><path fill=\"white\" fill-rule=\"evenodd\" d=\"M137 1H141V2H145L147 4H150L151 6H154L156 8H159L187 23H190L191 25L201 29L202 31L214 36V37H217L229 44H232L238 48H241L242 50H245L261 59L264 60V51L258 49L257 47L255 46H252L242 40H239L189 14H186L160 0H137Z\"/></svg>",
	"mask_w": 264,
	"mask_h": 264
}]
</instances>
